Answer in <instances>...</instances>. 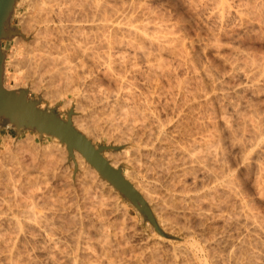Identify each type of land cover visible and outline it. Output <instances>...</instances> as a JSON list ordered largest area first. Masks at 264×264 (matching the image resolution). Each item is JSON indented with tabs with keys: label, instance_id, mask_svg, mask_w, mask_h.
I'll list each match as a JSON object with an SVG mask.
<instances>
[{
	"label": "rangeland",
	"instance_id": "1",
	"mask_svg": "<svg viewBox=\"0 0 264 264\" xmlns=\"http://www.w3.org/2000/svg\"><path fill=\"white\" fill-rule=\"evenodd\" d=\"M106 1V0H105ZM108 1V0H107ZM105 2L106 3V7H107V9H106V12H105V14H106V16L108 17H106L105 16V18L104 19H106L107 21H106V23L105 24H107V30H106V33H107V36H108V40L110 41V39H111V42L112 41H114V40H116V42H114V44H113V42H112V46L113 45H115V43H117V42H119L120 40H123V38L125 39V37H123L122 38V36L123 35H121V32H119V31H116L117 29H116V26L122 21V22H124V21H126L128 18H129V20H127V21H129V22H132V24L134 23V24H136L137 22L136 21H138V23H137V25H141L142 23H144V21H146L147 23L149 22V24L150 25H152V26H155L156 24L159 26V27H161V32H164V33H162V35H164V36H166L167 35V37L169 36L170 38H171V41H169V43H166V45L163 47L162 46V48H159V50L158 49H151V47L149 48V46L147 45V44H145V43H141L139 40H137L136 41V39H132V40H134L137 44H138V46H139V44L143 47V49H146L145 51L146 52H149V54L151 53L152 54V51H153V56L152 55H149L150 56V59L151 60H153L154 62H156V64L158 63V62H160L159 63V65H161V64H163L162 66H161V69L163 68V70L165 71V69H166V72H165V74L166 73H168V74H160V72L156 75V77H154V75H150L149 73H148V71H147V69H146V61L142 58H137V56H135V58H131V56L133 57V53L131 54V52L129 53V52H127L128 50H126L125 49V51H121L120 53H119V55L118 56H116V58H115V56H113L112 58H111V63L113 64H111V63H108L109 65H108V67L111 69L113 66H115L116 67V69H114L115 67H113L111 70L113 71V72H115L114 70H118L117 72H115V75H114V73H112V71L109 69V70H106L107 68H103V66H99L98 64V66H97V69H95L96 68V62L94 61V60H92L93 62L91 63V60H89L90 59V57H88L87 58V56L85 55V54H79L78 56L76 55V57L74 58V59H77V57H79L76 61L78 62V64H77V62L75 61V60H73L74 61V63H73V61H72V64H76L77 66H76V68H77V71H78V74L79 75H81V79H82V81H83V83L84 84H86V87H85V85H84V89H82L81 88V90H84L85 92H83L82 94H85V93H87V94H85V95H90V97L88 98V96L87 97H85V98H83V96L81 97L80 96V98L79 97H77V98H75V95L73 96L71 93H69L68 91L65 93V92H63V94L65 95V94H68V97H70V103H65L66 102V100H67V102H68V97L66 98V97H63L62 95L63 94H61V92H56V93H53V92H55V91H53L52 93H49V91L51 90V89H46V88H43L44 86H43V83L42 84H38L36 81H38V79L35 77V76H29V78L28 77H25V78H22V79H20V77H16V78H14V79H10V78H8V79H6V77L7 76H5L6 74H5V63H7V60L9 59V61L8 62H11L10 60H13L12 59V53H14L13 52V45L10 43V42H8L7 43V40L6 39H2L1 40V48H2V50L4 51V53H5V58H4V60L6 61H4V69H3V76H4V81H3V83H5L4 84V88H7V89H10V90H18V89H25V90H27V98L28 99H31V100H36V101H38V104H37V106L39 107V108H41V109H44V110H47V111H50V110H54L55 112H56V114L58 115V117L61 119V120H63V121H66L67 120V113H68V110H72V114H74V116L72 115V117H75V115H78V116H76V117H79L80 115L82 116L83 114H85V112L86 113H88L89 114V116L91 115V114H93V113H95V114H93V116L95 115V117H97V118H99L97 121H98V125H99V127H97V128H101L100 130H102V131H100L99 132V129H97V131L95 132V133H93L94 132V130L92 131L91 130V132H90V134L92 135V133H93V135L92 136H94L95 138H93L91 135H89V137H90V139L89 140H91V142L93 143V145L94 146H111V147H117L118 149H108V150H106V151H103V153H102V156L103 155H105L106 153H120V152H122L123 150H125V149H128V148H130L132 145H131V143L129 142V141H126V140H124L123 139V141H125V142H127V143H130V146L128 145V146H126V148L124 147V142H122L121 143V141H120V143L118 142V141H116L115 143L114 142H112V140L114 139L113 138V132L111 131V130H109V129H107L108 131H111V132H108V133H110L109 135H108V133H105V134H107V136L104 134V133H102L104 130L106 131V128H108V126H107V123H104L107 127H105V126H103L102 127V123L104 122L103 120V118H106L107 119V115H108V113L110 114V111H108V109L110 108L111 109V107H109V108H107V111H106V109H105V107H107V105H105V107L103 106L105 103L104 102H102L101 103V99H103L104 98V95L103 94H105L106 92V94H110V91H111V94H113V95H115V94H117V93H119V92H117V91H119V87H120V81H123L124 80V78L126 77L127 79L126 80H124L123 82L126 84L127 82H129L130 83V87H132V91L134 90L135 92H136V94H135V92H134V94L135 95H137V93H138V95H140V97H139V102H141V101H143V99L142 98H145V99H147V98H149L150 96H153L154 95V97L153 98H150V101H148V102H150V104L152 105H150L149 104V106L152 108V107H155V106H157L156 108H152V110H154V111H151V114H152V116L154 115V120L157 122L159 119V121L161 122V121H163L164 119V121L163 122H161V123H163V125L164 126H161V129H163L162 131L163 132H165L166 133V136H167V134H168V140L169 139H171L170 140V144H172L171 145V147L172 146H176L177 144L176 143H182V142H184V141H186L189 137L187 136V133L189 134V136L191 137V135L193 136V137H195V138H198V137H200L199 135H206L207 133H210V132H212V134L213 135H215L216 137H218V138H221V139H219V142L221 141L222 143H224V144H222L221 145V142L219 143L220 144V148L222 149V148H224V150L222 149V151H223V153L225 152V151H227V150H229V151H227V152H225L224 153V156H226L225 158L227 159L226 161H228V162H226V163H228L227 165L228 166H231V167H229L230 168V171L228 172V178H231V177H233V178H231V179H233L232 181H233V184H234V181H235V184L237 185H233V188L236 190V191H234V189H232V191H234L235 192V194H233L232 192H230V196L229 195H227L226 196V201H225V199H224V202L225 203H223L222 204V206H221V208L219 209V210H217V211H214L215 209H214V207H212L213 206V204H211L212 206H211V208H213V209H210V206H209V202H208V200H206V199H204V200H202V198L203 197H201V201L199 200L198 202H200L201 204H202V206H201V204L200 203H198V202H193V201H195V200H193L195 197L194 196H197L198 194H200V193H202L203 192V190L200 188V185H201V182L202 183H204L203 182V179H204V181H205V177H202L201 175H198L199 177H198V179H196V183H197V186H196V183L195 182H193L189 177H188V175H187V177H186V188H187V190L189 189V191H188V193L186 192V194H188V195H186L185 193H180V192H178V193H176V192H173V191H171L170 192V196L172 195V198H174L175 199V201H174V199H172V198H170V196L168 195V194H166V191L164 192V191H162L161 192V194H164L165 196H162V200H165V201H161L162 202V204H161V202L160 203H158L157 205H155L154 207H152L153 205H151L147 200H145V198L143 197V196H141L142 194H140V192L138 193L139 194V196L142 198V200L144 201V202H146V204L148 205V207H149V209H150V211H151V215L153 216V218L155 217V223H157V226H158V228H159V230H160V232H161V234L160 233H158L155 229H154V227L152 226V224L148 221V220H146L145 219V217L129 202V201H127L126 199H124L123 198V196L120 194V192H118L116 189H115V185H113V184H109V183H111V182H108V181H106L105 179H103L101 176H100V174L98 173V171H96V169H94V167H93V169L97 172V175H98V178L101 180V181H104L105 182V184H106V186H110V187H112V191L113 192H116V193H118L117 194V196H118V198H119V205L120 206H118V209L120 210V208H121V210L119 211L118 209L116 210V208H114L115 210L113 211V209L110 207V206H112L113 204V202H114V195H113V199H111V196L112 195H110V197H108V194L107 193H105L103 190L101 191V189L99 190V188L98 189H94L93 187H95L94 185H92L91 184V179L89 180L85 175H84V173L83 172H81V171H83V170H80L81 168H76V167H74V166H71V165H69V164H67V159H69L70 157L66 154L65 155V160L61 163V165L59 166V167H55V168H59V169H50L49 168V164H46V160H48V162L47 163H49V160L51 159L52 160V158L53 159H56V156H57V154H58V152L56 151L57 149L59 150L60 148L59 147H62V145L64 144L65 146H66V144L65 143H61L56 137H52V136H50V135H46V134H42V135H39L37 132L35 133V131H32V130H23L22 132H20V133H18V132H16L14 129H12V128H10V127H7V128H0V211H1V216H0V235H1V239H0V264H22L23 262L25 263V264H64V263H66V264H72L73 263V261L72 260H74V258L73 257H75V256H77V257H75V259L77 260L78 259V257L81 259L82 257L84 258H82L81 260L80 259H78L77 260V262L74 260V263L73 264H96V263H100V264H103V263H106V264H113L114 262H116L115 264H131L132 263V260H133V263L132 264H140V261H142L141 262V264H157L158 262V264H264V183L262 184V182L260 181L261 179L260 178H262L261 177V175L259 174V165H263V163H264V160L262 159V158H257V155L255 154V149L256 148H253V147H256V146H253V147H250V146H247L248 148H246V146H244L243 147V145L242 144H239V142H238V144H236V143H234V142H232V137H230V130H227V127H229V124L230 123H232L233 122V120L232 119H234V118H232L233 116H232V113H231V111L229 110L230 108L228 107L229 106V104H230V102L231 103H235L236 101L238 102V100H237V97L235 98V94H234V89L232 90V87H233V85L234 84H236V83H238V81H237V78L235 79V77L233 78V76H231L232 75V71L230 70V69H232L231 68V65H229L230 63H229V61H228V59L229 58H234V57H236V55L235 56H233V57H231L232 56V54H235V53H241L242 55H246V56H249V57H256V55H257V57H263L264 56V16L263 15H261V14H264V13H262V11L260 12V15H257V17L259 16V18H257L256 17V19H259L257 22L259 23V25L258 26H255V27H253V29L252 28H248V27H246L243 23L241 24V22L239 21V20H236V19H234V20H230L229 22H227V23H222V24H219L218 22L217 23H215L216 21H213L214 22V24H213V22H211L210 23V19H207L206 20V14L204 15V10L202 9L203 7L202 6H200L201 4H200V2L197 0V2L195 1V0H193V1H195V2H193L192 4H191V0H109L108 2ZM229 3H233V5H234V3L236 4V0H227ZM117 2V3H116ZM134 2V3H133ZM109 3V4H108ZM116 3V4H115ZM136 3V4H135ZM198 3V4H197ZM108 4V5H107ZM126 4V5H125ZM194 4V5H193ZM197 4V5H196ZM114 5V6H113ZM125 5V6H124ZM120 6V7H119ZM124 6V7H123ZM139 6V7H138ZM192 6V7H191ZM196 6V7H195ZM113 7V8H112ZM119 7V8H118ZM201 7V8H200ZM115 8H116V10H115ZM124 9V10H122V9ZM144 8H146V9H144ZM195 8V9H194ZM200 8V9H199ZM139 9V10H138ZM194 9V10H193ZM196 9H198V10H196ZM111 10V11H110ZM118 10V11H117ZM129 10V11H128ZM148 10V11H147ZM202 10H203V12H202ZM264 10V9H263ZM107 11H109V12H107ZM122 11V12H121ZM136 11H137V13H136ZM143 11V12H142ZM201 11V12H200ZM142 12V13H141ZM264 12V11H263ZM109 13V14H108ZM110 13H111V16H110ZM126 14L125 16H126V18H125V16L124 15H122V14ZM135 13V14H134ZM148 13V14H147ZM104 14V13H103ZM143 16H142V15ZM109 15V16H108ZM128 15V16H127ZM129 15H131V16H129ZM134 15V16H133ZM146 15V16H145ZM149 15V16H148ZM104 16V15H103ZM116 16V17H115ZM138 16V17H137ZM153 16V17H152ZM204 16V17H203ZM96 16H94L92 19H94ZM120 17H121V19H120ZM147 17V18H146ZM261 17V18H260ZM116 18V19H115ZM98 19V17L96 18V19H94L95 21ZM124 19V20H123ZM132 19H133V21H132ZM148 19V20H147ZM154 19V20H153ZM119 20H121V21H119ZM136 20V21H135ZM236 20V21H235ZM95 21H94V24H100L101 23V21L99 22L98 21V23H97V21H96V23H95ZM114 21V22H113ZM142 21V22H141ZM157 21V22H156ZM117 22H119L118 24H116ZM145 22V23H146ZM152 22V23H151ZM156 22V23H155ZM233 22V23H232ZM236 22V23H235ZM153 23H154V25H153ZM207 23V24H206ZM231 23V24H230ZM235 23V24H234ZM239 23V24H238ZM114 24H115V26H114ZM160 24V25H159ZM215 24H217L216 26H215ZM218 24H219V26H218ZM224 24V26H223V28H222V25ZM233 24V25H232ZM262 24V25H261ZM10 25V26H9ZM8 25V22H6L5 21V28L8 30V32H10L11 30L9 29L10 27H11V24H9ZM156 25V26H157ZM113 26V27H112ZM210 26V27H209ZM234 26V27H233ZM241 26V27H240ZM162 27H163V29H162ZM230 27L232 28V29H230ZM261 27V28H260ZM165 28H166V30H165ZM209 28H211V29H209ZM213 28V29H212ZM220 28V29H219ZM260 28V29H259ZM263 28V29H262ZM115 29V30H114ZM209 29V30H208ZM215 29V30H214ZM95 30V31H94ZM113 30V31H112ZM162 30H164V31H162ZM219 30V32H217ZM221 30V31H220ZM226 30V31H225ZM246 30V31H245ZM252 30V31H251ZM255 30H257L256 32H255ZM93 31H94V33H91V36H92V34H93V36L92 37H94L95 36V39L94 38H92L91 37V39H94L95 41H93L92 43V45L93 46H95V50H96V52L97 53H102V51L104 50V48H105V50L107 51V49H106V46H105V43H106V38L105 39H103V36H101L102 35V31L100 30V29H93ZM98 31V32H97ZM102 33H101V32ZM118 33L117 35H116V32ZM165 31H167L166 33L167 34H165ZM225 32V33H223V32ZM92 32V31H91ZM97 34H96V33ZM112 33V36H110L111 35V33ZM114 32V33H113ZM99 33V34H98ZM101 33V34H100ZM119 33H120V35H119ZM169 33V34H168ZM213 33V34H212ZM116 35V37H114L115 35ZM212 34V35H211ZM222 34V35H221ZM226 34V35H225ZM229 34V35H228ZM233 36H232V35ZM96 35H98V36H96ZM216 35V36H215ZM228 35V36H227ZM101 36V37H100ZM117 36H119V38H117ZM232 36V37H231ZM238 36V37H237ZM109 37H110V39H109ZM173 37V38H172ZM214 37V38H213ZM216 37H218V38H216ZM219 37L221 38L220 40H219ZM225 39H224V38ZM96 38H97V42H98V44H99V46L101 45V48L98 46V44H97V42H96ZM100 38V39H99ZM113 38V39H112ZM121 38V39H120ZM105 40V41H103V40ZM120 39V40H119ZM174 39V40H173ZM216 39V40H215ZM102 40V41H101ZM219 40V41H218ZM133 41V42H134ZM174 41V42H173ZM217 41H218V43H217ZM232 41V42H231ZM105 42V43H104ZM139 42V43H138ZM171 42V43H170ZM173 42V43H172ZM94 43H96V44H94ZM102 43V44H101ZM135 43V44H136ZM179 43V44H178ZM213 43H215V44H213ZM222 43V44H221ZM142 44H144L145 45V47L142 45ZM174 44V45H173ZM217 44V45H216ZM173 45V46H172ZM96 46H98V48L96 47ZM105 46V47H104ZM181 46V47H180ZM214 46H216V47H214ZM235 46V47H234ZM104 47V48H103ZM140 47V46H139ZM142 47H140V48H142ZM166 47H168V48H166ZM175 47H178V48H175ZM97 48V49H96ZM102 50H100V49ZM148 48L149 49H151L152 51L150 52V51H148ZM165 48V49H164ZM221 48H223V49H221ZM160 49L162 50V49H164V50H162V52L160 51ZM174 51H173V50ZM176 49H177V51H176ZM238 49V50H237ZM105 50L103 51V53H105ZM167 50V51H166ZM217 50V51H216ZM232 50V51H231ZM158 53H157V52ZM169 51H171V53L172 52H174V54L172 53H170ZM176 51V52H175ZM180 51V52H179ZM241 51V52H240ZM243 51V52H242ZM155 52V53H154ZM164 52H165V54H164ZM219 52H220V54H219ZM233 52V53H232ZM100 53H99V55H100ZM121 53H122V55H121ZM126 53H129V55L128 54H126ZM157 53V54H156ZM160 53V54H159ZM162 53V54H161ZM177 53V54H176ZM181 53V54H180ZM224 53V54H223ZM229 53V54H228ZM245 53V54H244ZM107 53H105V55H106ZM124 54V55H123ZM159 54V55H158ZM250 54V55H249ZM252 54H255L254 56L252 55ZM259 54V55H258ZM82 55V56H81ZM102 55V54H101ZM104 55V54H103ZM102 55V56H103ZM126 55H128L127 57H130V58H127L126 57ZM155 55H157V57H155ZM162 57H161V56ZM164 55V56H163ZM174 55V56H173ZM179 57H178V56ZM183 55H185V56H183ZM225 55V56H224ZM260 55H262V56H260ZM8 56V57H7ZM121 56V57H120ZM160 56V57H159ZM219 56V57H218ZM223 56V57H222ZM229 56V57H228ZM10 57V58H9ZM82 57V58H81ZM87 59H86V58ZM123 57H126L125 59L123 58ZM156 59V58H160V59H156V60H154V58ZM166 57H168V58H166ZM173 57V58H172ZM175 57V58H174ZM254 57V58H255ZM256 57V58H257ZM20 58H22L21 56H19L18 57V59L19 60H21ZM113 58L115 59V61L113 62ZM118 58V59H117ZM121 58V59H120ZM165 58V59H164ZM179 58V59H178ZM182 58V59H181ZM227 58V59H226ZM81 61H80V60ZM86 61H85V60ZM123 59V60H122ZM127 59V60H126ZM128 59H130L129 61H128ZM133 59V60H132ZM84 60V61H83ZM88 60V61H87ZM119 60H121V61H119ZM125 60V61H124ZM134 61V62H136L137 60H138V62H136V63H131L132 61ZM151 60H150V62H151ZM158 60V61H157ZM160 60V61H159ZM166 60H167V62H166ZM179 60V61H178ZM223 60V61H222ZM228 61V63H227V61ZM142 62V64H141V62ZM153 61L151 62V63H153ZM178 61V62H177ZM82 62H86L85 64L84 63H82ZM110 62V61H109ZM118 62H120V64L118 63ZM130 62V63H129ZM170 62V63H169ZM182 62V63H181ZM79 63H81L82 64V66H80L79 65ZM94 63V64H93ZM116 63H118L119 64V66H118V64H116ZM121 63L123 64L124 63V65H122V66H120L121 65ZM127 63V64H126ZM128 63H129V65H130V69H129V65H128ZM225 63V64H224ZM84 64V65H83ZM89 65V64H91L92 65V67H90L91 65H89V66H87V65ZM116 64V65H115ZM126 64V65H125ZM131 64H132V68L134 67V68H136L137 66H140V67H137L135 70H137L138 69V72H136V73H132V72H130V70L132 71L133 69H131ZM133 64H136V66L135 65H133ZM153 64H155V63H153ZM166 64V65H165ZM167 64H170L169 66H167ZM94 65H95V68H94ZM111 65H112V67H111ZM142 65H143V67H142ZM179 65V66H178ZM183 65V66H182ZM188 65V66H187ZM229 65V66H228ZM80 66V67H79ZM85 66V67H84ZM105 66V65H104ZM118 66V67H117ZM128 66V69H126L125 67H127ZM165 66H167V67H165ZM106 67V66H105ZM165 67V68H164ZM174 67V68H173ZM88 68H90V69H88ZM99 68H101L100 69V71H103V72H98L99 71ZM119 68H121V69H119ZM123 68H125V70H127V71H129V72H127V71H125ZM140 68V69H139ZM143 68V69H142ZM177 68V69H176ZM189 68V69H188ZM230 68V69H229ZM22 70H25V68H21ZM93 69V70H92ZM167 69H169L168 71H167ZM12 70H14L13 69V66H12V69H11V73H14ZM82 70V71H81ZM88 70V71H87ZM96 70H98V71H96ZM104 70H106L107 72L108 71H110V72H108V74L106 73V71H105V74H104ZM124 71V72H121V71ZM142 72H141V71ZM172 70H173V72H172ZM85 71V72H84ZM87 71V72H86ZM90 71H91V73H90ZM93 71H94V73H93ZM96 71V72H95ZM143 71H145L144 72V75H142L143 74ZM229 71H231V72H229ZM241 71V70H240ZM82 72H84L85 73V75L82 73ZM121 72V73H120ZM127 72V73H126ZM147 72V73H146ZM88 73H90V74H88ZM116 73H118L117 75H119L120 77H121V75L123 74V76H124V78H123V80H121V78H119V76H117L118 77V79H120V81L118 82V80H117V77H116ZM142 75V77H140L141 75ZM171 73V74H170ZM183 73H185V74H183ZM15 74H17V73H15ZM96 75V76H94V75ZM134 74V75H133ZM139 74V75H138ZM170 74V75H169ZM173 74V75H172ZM178 74V75H177ZM98 75V76H97ZM106 75H107V77H106ZM111 75V76H110ZM126 75V76H125ZM128 75H129V77H128ZM90 78H89V77ZM94 76V77H93ZM113 76H115V77H113ZM122 76V77H123ZM131 76V77H130ZM145 76V77H144ZM146 76H147V78H146ZM148 76H152V77H149L148 78ZM161 76V77H160ZM168 76V77H167ZM32 77H33V80H32ZM34 77L36 78V79H34ZM93 77V78H92ZM96 77V78H95ZM98 77V78H97ZM104 77V78H103ZM112 77H113V79H112ZM133 77V78H132ZM135 77V78H134ZM219 77V78H218ZM222 77V78H221ZM232 77V78H231ZM27 78V79H26ZM92 78V79H91ZM100 78V79H99ZM103 78V79H102ZM111 78V79H110ZM116 78V80H114ZM134 80V82H133V80ZM137 78H139V79H137ZM151 78V79H150ZM158 78H159V80H158ZM160 78H162V79H160ZM166 80V82H164L165 80ZM167 78H170V79H168V81H170V82H168L167 81ZM181 78V79H180ZM183 78H186V79H183ZM25 79V80H24ZM90 79V80H89ZM96 79V80H95ZM99 79V80H98ZM111 80V81H109V80ZM142 79V80H141ZM143 79H145V80H143ZM153 79H154V83H153ZM189 79V80H188ZM230 79V80H229ZM14 80V81H13ZM30 82H29V81ZM36 80V81H35ZM130 80V81H129ZM132 80V81H131ZM138 80V82H136V84H134L135 83V81H137ZM150 80H152V82L150 81ZM162 80V81H161ZM173 80V81H172ZM185 80V81H184ZM220 80H221V82H220ZM226 80V82L224 83V81ZM35 82V83H33V84H31L32 82ZM90 81V82H89ZM96 81V82H95ZM97 81H99V82H97ZM105 81V82H104ZM149 81H150V83H149ZM159 81L160 82H162L161 84L159 83ZM188 81H189V83H188ZM8 82V83H7ZM93 82V83H92ZM112 82V83H111ZM122 82V83H123ZM131 82L134 84H131ZM142 82V83H141ZM144 82V83H143ZM157 84H156V83ZM173 82H174V84H173ZM179 82V83H178ZM182 82V83H181ZM194 82V83H193ZM223 82V83H222ZM232 82H234V84H232ZM30 83V84H29ZM89 83V84H88ZM95 83V84H94ZM97 83H98V85H97ZM102 83V84H101ZM115 83V84H114ZM129 83H127L126 85H128L129 86ZM152 83V84H151ZM159 83V84H158ZM170 83V86L168 85ZM23 84H25V85H23ZM138 84H139V86H138ZM141 84V85H140ZM172 84H173V86H172ZM177 84H178V86L181 84L183 87H185V88H183L184 90H183V92L181 93V92H178L180 89H178L179 87H177ZM217 84V85H216ZM222 84H224V85H222ZM6 85H7V87H6ZM10 85V86H9ZM33 85H36V86H38L39 87V89H36V88H34L33 87ZM40 85H42V86H40ZM82 85V86H83ZM92 85V86H91ZM96 85V86H95ZM100 85H102V86H100ZM104 85V86H103ZM117 85V86H116ZM137 85V86H136ZM143 85V86H142ZM154 85H156V86H154ZM161 85V86H160ZM173 90H171V89H169V87ZM180 85V86H181ZM189 85V86H188ZM228 85V86H227ZM230 85H232V87L230 86ZM81 86V87H82ZM89 86H91V87H89ZM100 87V89H98V88H96V87ZM113 86H114V88H113ZM135 86V87H134ZM152 86V87H151ZM154 86V87H153ZM158 86H159V88H158ZM221 86V87H220ZM222 86H227V87H223L222 88ZM34 89H33V88ZM88 87V88H87ZM102 87V88H101ZM110 87V88H109ZM116 87H117V89H116ZM148 87V88H147ZM164 87H166V88H164ZM174 87V88H173ZM217 87V88H216ZM230 87V88H229ZM31 88V89H30ZM90 88V89H89ZM92 88H93V90H92ZM105 88V89H104ZM108 88V89H107ZM119 88V89H118ZM135 88H137L138 90H136ZM142 88V89H141ZM145 88H147V89H145ZM153 90H152V89ZM160 88H162V89H160ZM186 88H187V91H188V93H186L187 91H186ZM229 89V91L228 90H226V89ZM86 89V90H85ZM102 89H104V90H102ZM112 89V90H111ZM117 91H116V90ZM151 90V92H150V90ZM155 89V90H154ZM162 91L163 89V92L161 93L160 91ZM198 89V90H197ZM200 89V90H199ZM212 89V90H211ZM214 89V90H213ZM216 89V90H215ZM38 90V91H37ZM87 90H89V91H87ZM99 90V91H98ZM106 90V92H104ZM115 90V92H112V91H114ZM147 90L149 91V92H147ZM158 92H157V91ZM203 90H205V91H203ZM44 91V92H43ZM93 91V92H92ZM95 91H97V92H95ZM101 91V92H100ZM103 91V92H102ZM140 91H142V92H140ZM144 91V92H143ZM184 91H186V92H184ZM189 91H191V92H189ZM51 92V91H50ZM94 92L96 93L95 95H94ZM139 92H140V94H139ZM146 92V93H145ZM155 92H157V93H159V94H157V95H155ZM206 92H208V93H206ZM47 93L48 94H51V95H47ZM90 93V94H89ZM101 93V94H100ZM173 93L175 94V95H173ZM176 93L178 94L177 96H176ZM179 93H181V95L182 96H180L179 95ZM185 93V94H184ZM191 93V94H190ZM55 94H56V96L58 97V94H59V97H58V99H57V97L55 96ZM98 94V95H97ZM105 94V95H106ZM145 95V97H144V95ZM170 94L172 95V96H170ZM195 94V95H194ZM217 94V95H216ZM218 94H219V96H218ZM229 94V95H228ZM43 95V96H42ZM100 95V96H99ZM168 95V96H167ZM189 98H187L186 96ZM192 95H193V97L195 96V98H193L192 97ZM206 95V96H205ZM224 95V96H223ZM233 95H234V97H233ZM46 96H48V98L46 97ZM92 96V97H91ZM101 97V96H103L102 98H100L99 99V97ZM164 96H165V98H166V100H165V98H164ZM167 96V97H166ZM209 96V97H208ZM226 96V97H225ZM229 96L231 97V98H229ZM54 97V98H53ZM137 97V96H136ZM170 97V98H169ZM181 97H182V99H181ZM183 97H184V100H183ZM222 97H225V98H222ZM88 98V99H87ZM159 98V99H158ZM163 98H164V100H163ZM168 98V99H167ZM171 98L173 99V100H171ZM200 98V99H199ZM235 98L236 100H233V99ZM38 99V100H37ZM91 99V100H90ZM96 101H95V100ZM169 99H170V101H169ZM185 99H187L188 100V102H192V104H190V103H188L187 102V100H185ZM203 99V100H202ZM251 101H250V100ZM257 99H259L260 100V102H259V100H257ZM262 97L260 96V98L259 97H250V98H248L247 100L251 103L250 105L252 106L253 104H252V102H254L255 104H256V106L257 107H254V108H258V110H264V99H262ZM76 100H78L77 102H76ZM85 100V101H84ZM98 100H101L100 102L98 101ZM147 100H149V99H147ZM156 100V101H155ZM168 100V101H167ZM175 100V101H174ZM195 100H197V101H195ZM218 100V101H217ZM231 100H233V101H235V102H232ZM72 101V102H71ZM83 101V102H82ZM90 101V102H89ZM167 101V105H169V106H167L166 104H165V102ZM174 101V102H173ZM187 103H186V102ZM203 101V102H202ZM206 101V102H205ZM221 101V102H220ZM225 101V102H224ZM258 101V102H257ZM263 101V102H262ZM89 102V103H88ZM95 102V103H94ZM96 102H98V103H96ZM154 102V103H153ZM170 102V103H169ZM176 102H178V103H176ZM184 104H183V103ZM202 102V103H201ZM213 104H212V103ZM229 102V103H228ZM249 102H247V103H249ZM51 103V104H50ZM65 103V104H64ZM74 103H76L75 105H81V108H83V109H85V108H87V110H85V112H84V110L82 109V111H78V112H76L77 110H75L73 107H75L74 106ZM84 103V104H83ZM94 103V104H93ZM156 103V104H155ZM163 103V104H162ZM186 103V104H185ZM199 103H201V104H199ZM209 103V104H208ZM211 103V104H210ZM246 103V104H247ZM258 103V104H257ZM261 105H260V104ZM72 104V105H71ZM82 104H83V106H85V107H83L82 106ZM87 104V105H86ZM89 104V105H88ZM161 104V105H160ZM174 106H172V105ZM182 104V105H181ZM189 104H190V107H188L189 106ZM195 104H197V105H195ZM199 104V105H198ZM216 104V105H215ZM224 104V106H221V105H223ZM225 104H226V106H225ZM228 104V105H227ZM243 104V103H242ZM255 104L253 105V106H255ZM79 105V106H80ZM91 105V106H90ZM96 105V106H95ZM103 106L102 108H101V106ZM155 105V106H154ZM162 106V107H160V106ZM166 105V106H165ZM170 105L172 106V107H170ZM176 105V106H175ZM186 106V107H184V106ZM188 105V106H187ZM195 105V106H194ZM203 106V107H200V106ZM204 105H206V106H204ZM208 105V106H207ZM244 105H245V103H244ZM90 106V107H89ZM182 106V107H181ZM193 108H192V107ZM213 106V107H212ZM220 106V107H219ZM252 106V107H253ZM260 106V107H259ZM103 110V108L105 109V110H103L104 111V113L103 114H101V112H103L100 108ZM165 107V108H164ZM178 109H177V108ZM198 107V108H197ZM209 107V108H208ZM221 107H222V109H221ZM226 107V108H225ZM263 107V108H262ZM81 108H79L80 110H81ZM90 108V109H89ZM150 108V109H151ZM158 108V109H157ZM170 108V109H169ZM174 108V109H173ZM175 108L179 111H177L178 113H179V116H177L178 114H176L177 112L176 111H174L175 110ZM181 108V109H180ZM190 108H192V110H190ZM196 108V109H195ZM199 108H202V109H199ZM261 108V109H260ZM73 109H74V111H73ZM78 109V110H79ZM109 109V110H110ZM163 109V110H162ZM183 109V110H182ZM193 109H195V111H193ZM208 109V110H207ZM212 109V110H211ZM227 109V110H226ZM95 112H94V111ZM98 112H97V111ZM160 111V112H156V111ZM173 110V111H172ZM188 110V111H187ZM199 110H200V112H199ZM216 110H217V112H216ZM224 110V111H223ZM226 110V111H225ZM89 111H92L91 112V114L89 113ZM101 111V112H100ZM150 111V110H149ZM163 111V112H162ZM185 111V112H184ZM205 111V112H204ZM209 111V112H208ZM74 112V113H73ZM97 112V113H96ZM105 112H108V113H105ZM155 112H156V114H155ZM184 113V114H182V113ZM214 112V113H213ZM221 112H223V113H221ZM230 112V113H229ZM81 113V114H80ZM98 113H100V114H98ZM193 113V114H192ZM206 113V114H205ZM220 113V114H219ZM229 113V114H228ZM96 114L97 115H99V116H96ZM104 114H106V115H104ZM192 114V115H191ZM198 114V115H197ZM227 116H226V115ZM103 115H104V117H103ZM115 115V114H114ZM155 115H157V117L155 116ZM189 115H190V117H189ZM199 115H201V116H199ZM220 115H222V117H224V115H225V117H226V120H227V118L229 117V115H231L230 117L232 118V119H229V121H231L230 123L228 122V126L225 124V122H226V120H224L225 119V117L223 118V120L221 119V116ZM251 116L253 115V114H250ZM92 116V115H91ZM101 116L103 117V118H101ZM117 116V115H116ZM115 116V117H116ZM168 116H169V119H168ZM182 116V117H181ZM197 116V117H196ZM209 116V117H208ZM216 116V117H215ZM250 116V117H251ZM95 117H93L94 119H95ZM114 117V119H117V117L115 118ZM160 117V118H159ZM180 117V118H179ZM197 119H196V118ZM203 117H204V119H203ZM208 117V118H207ZM211 117V118H210ZM212 117H213V119H215V121L212 119ZM229 117V118H230ZM254 117V118H253ZM252 118H253V120L254 119H256L255 117V115L253 116ZM100 118L101 119H103V120H101V122H100V124H99V120H100ZM163 118V119H162ZM185 118H187V120L185 119ZM251 118V119H252ZM105 119V121H107ZM162 119V120H161ZM199 119V120H198ZM205 119H207V120H205ZM214 122H212L211 120ZM177 122H176V121ZM196 120V122H198L197 124L194 122ZM103 121V122H102ZM118 121V120H117ZM158 121V122H159ZM185 121H187V122H189V123H187V122H185ZM202 121H204V122H201ZM210 121H211V124H210ZM222 121H224V122H222ZM228 121V120H227ZM156 123V124H158V125H162L160 122V124L159 123ZM168 122V123H167ZM171 122V123H170ZM175 122L176 123H178L179 125H180V123H182L180 126L179 125H176V126H178V127H176L175 126ZM192 122V123H191ZM209 122V123H208ZM215 122H216V124H215ZM194 123V124H193ZM204 123H206V124H204ZM218 123V124H217ZM226 125H224V124ZM103 124V125H104ZM168 124V125H167ZM170 124V125H169ZM218 126V128H215L216 126ZM101 125V126H100ZM185 125H187L188 127L190 126L191 127V131H189L190 129V127L189 128H187V126H185ZM204 125V126H203ZM209 125H210V127H212V131H210L211 129H210V127H209ZM211 125H214V126H211ZM74 126V125H73ZM175 126V127H174ZM194 126V127H193ZM200 126H201V128H200ZM206 126V127H205ZM208 126V127H207ZM164 127V128H163ZM166 127V128H165ZM173 127V128H172ZM180 127V128H179ZM195 127H199L198 129L197 128H195ZM172 128V129H171ZM176 128H178V129H176ZM182 128V129H181ZM186 128V129H185ZM206 128V132L207 133H205L204 132V129ZM223 128V129H222ZM104 129V130H103ZM174 129H175V131H174ZM192 129L195 131H193L194 133H191L192 132ZM202 129V130H201ZM209 129V130H208ZM216 129V130H215ZM219 131H218V130ZM228 129H230V128H228ZM96 130V129H95ZM169 130H170V132H169ZM171 130H173V132L171 131ZM177 130V131H176ZM180 130V131H179ZM197 130V131H196ZM198 130H201V132L200 131H198ZM213 130H214V132H213ZM181 131H182V133H181ZM189 131V132H188ZM210 131V132H209ZM223 131V132H222ZM226 131H228V132H226ZM107 132V131H106ZM172 132V134H170ZM175 132H176V134H175ZM178 132V133H177ZM196 132L198 133V134H196ZM96 133H98V134H96ZM99 133H101V134H99ZM175 134V136L176 137H178L177 139H179V141L176 139V137L174 138V134ZM227 133H228V136H229V138H227L228 136H227ZM89 134V133H88ZM104 134V135H103ZM114 134H115V132H114ZM177 134H179V135H177ZM196 134V135H195ZM217 134V135H216ZM220 134H221V136H220ZM230 134V135H229ZM171 135V136H170ZM173 135V136H172ZM98 136V137H97ZM186 136H187V138H186ZM197 136V137H196ZM106 137H109V138H106ZM170 137V138H169ZM193 137H191V138H193ZM94 139V142L92 141V139ZM98 140H97V139ZM183 138V139H182ZM190 138V139H191ZM223 138H225V140L223 139ZM231 138V139H230ZM173 139H176V140H173ZM227 139V140H226ZM229 139V140H228ZM107 140H108V142H107ZM184 140V141H183ZM32 141V142H31ZM115 141V140H114ZM175 143H174V142ZM182 141V142H181ZM3 142V143H2ZM118 142V143H117ZM227 142H229V143H227ZM17 143V144H16ZM30 143H32V144H30ZM54 143V144H53ZM113 143V144H112ZM174 143V144H173ZM225 143H227L226 145H225ZM234 143V144H233ZM10 144V145H9ZM19 144V145H18ZM34 144V145H33ZM35 144H36V146H35ZM113 146H112V145ZM170 144H168V146H170ZM236 144V145H235ZM31 145L33 146V147H31ZM42 145V146H41ZM52 145H54V146H57L56 148L54 147V146H52ZM63 145V146H64ZM226 147V149H225V147ZM229 145H230V147H229ZM234 145V146H233ZM238 145V146H237ZM49 146V147H48ZM222 146V147H221ZM242 148H240V147ZM43 147V148H42ZM45 147H46V149H45ZM51 147H54L55 148V150H54V148H52L51 150L52 151H54V152H52L51 150V152L49 151V149L51 148ZM171 147H169L170 149H172ZM234 147V148H233ZM34 148V149H33ZM49 148V149H48ZM66 148H67V146H66ZM230 148H232V149H230ZM239 148V149H238ZM243 148H244V150H243ZM31 149H32V151H31ZM44 149V150H43ZM47 149H48V151H47ZM253 149H254V153H252L253 152ZM42 150H43V152H42ZM68 150V149H67ZM247 150V151H246ZM38 151V152H37ZM48 152H50V153H52V156H55V157H51L50 155H49V153ZM7 153V154H6ZM11 153V154H10ZM54 153H56V154H54ZM227 153V154H226ZM252 153V155H250ZM14 154V155H13ZM36 154V155H35ZM42 154H43V156H42ZM45 154V155H44ZM54 154V155H53ZM232 154V155H231ZM241 154V155H240ZM254 154V155H253ZM11 155V156H10ZM46 155H47V157H46ZM51 157H49V156ZM59 155V154H58ZM228 155V156H227ZM6 156V157H5ZM10 156V157H9ZM44 156H45V158H44ZM124 156V155H123ZM232 156V157H231ZM253 156V157H252ZM34 159H33V158ZM36 157V158H35ZM59 156H57V159H60V158H58ZM67 157V158H66ZM104 157V156H103ZM9 158V159H8ZM21 158V159H20ZM32 158V159H31ZM48 158V159H47ZM50 158V159H49ZM104 158H106V157H104ZM120 159V163L118 164V166L119 167H122L123 168V166L125 165V161H124V159H122L123 157L121 156V157H119ZM125 158V157H124ZM230 158H233V160L231 159V162H230ZM235 158V159H234ZM40 159V160H39ZM45 159V160H44ZM229 159V160H228ZM248 161V159H249V161L247 162L246 160ZM257 159V160H256ZM6 160V161H5ZM11 162H10V161ZM16 160V161H15ZM21 160V161H20ZM38 160V161H37ZM43 162H42V161ZM84 160H85V162L92 168V165H90L87 161H86V159L84 158ZM254 160V161H253ZM260 160V161H259ZM262 160V161H261ZM17 161H18V164H17ZM24 163H23V162ZM40 161V162H39ZM65 161H66V163H65ZM36 162V163H35ZM234 162H235V164H234ZM248 164H247V163ZM261 162V163H260ZM13 163V164H12ZM40 163H42L41 165H40ZM44 163H45V165H44ZM60 163V162H59ZM231 163V164H230ZM258 163V164H257ZM11 164V165H10ZM15 164V165H14ZM21 166H20V165ZM25 164V165H24ZM38 166H37V165ZM239 164V165H238ZM246 166H245V165ZM1 165H3V167L1 166ZM18 165V166H17ZM31 165H32V167H31ZM234 165V166H233ZM250 165V166H249ZM8 166V167H7ZM17 168H16V167ZM63 166H65V168L63 167ZM127 166V165H126ZM243 166V167H242ZM11 167V168H10ZM29 167H30V169H29ZM35 167V168H34ZM74 167V168H73ZM247 167V168H246ZM2 168V169H1ZM32 168V169H31ZM63 170H62V169ZM71 168H72V170H71ZM238 168V169H237ZM258 168V169H257ZM37 169V170H36ZM48 169H49V172H48ZM232 169V170H231ZM242 169V170H241ZM7 170V171H6ZM12 170V171H11ZM15 170V171H14ZM20 170V171H19ZM23 170V171H22ZM42 170V171H41ZM54 170H56V171H54ZM30 171V172H29ZM46 171H47V173H46ZM51 171V172H50ZM54 171V172H53ZM63 171V172H62ZM258 171V172H257ZM11 172V173H10ZM23 172V173H22ZM28 172V173H27ZM45 172V174H43ZM252 172V173H251ZM14 173V174H13ZM55 173V174H54ZM63 173V174H62ZM121 174H122V176L124 177V171L122 170L121 172H120ZM12 174V175H11ZM16 174V175H15ZM31 174V175H30ZM65 174H66V177H65ZM77 174V175H76ZM15 175V176H14ZM40 175H42V176H40ZM48 176L49 177V179H50V177H51V179L49 180H47V178L48 177H46V176ZM56 177H55V176ZM69 175V176H68ZM74 175V176H73ZM232 175H234V176H232ZM255 175V176H254ZM258 175V176H257ZM259 175H260V178H259ZM71 176V177H70ZM76 176V177H75ZM7 177V178H6ZM39 177V178H38ZM46 177V178H45ZM63 177H65L66 179L65 180H67V182L68 181H70L69 183H67L64 179H63ZM68 177V178H67ZM203 179H202V178ZM27 178V179H26ZM43 178V179H42ZM71 178V179H70ZM84 178V179H83ZM85 178H86V180H85ZM247 178V179H246ZM254 178V179H253ZM3 179V180H2ZM8 179V180H7ZM12 179V180H11ZM18 179V180H17ZM31 179V180H30ZM42 179V180H41ZM59 179H61V180H59ZM70 179V180H69ZM88 179V180H87ZM124 179H125V177H124ZM258 179H259V181H258ZM28 180V181H27ZM44 180V181H43ZM54 180H56V181H54ZM190 180V181H189ZM198 180V181H197ZM238 180V181H237ZM263 180V179H262ZM6 181V182H5ZM13 181V182H12ZM15 181V182H14ZM24 181V182H23ZM84 181V182H83ZM88 181H89V183H88ZM125 181H126V179H125ZM12 182V183H11ZM65 182V183H64ZM108 182V183H107ZM190 182V183H189ZM259 182V183H258ZM264 182V181H263ZM9 183V184H8ZM14 183V184H13ZM29 183V184H28ZM33 183H34V185H33ZM61 183H63V184H61ZM67 183V184H66ZM82 183H83V188H82ZM87 183V184H86ZM192 183H193V185H192ZM195 183V184H194ZM198 183H200V184H198ZM11 184V185H10ZM31 184V185H30ZM35 184H36V186H35ZM52 184V185H51ZM59 184H60V186H59ZM84 184H86L85 186H86V188H85V186H84ZM188 184H189V188H188ZM63 185V186H62ZM87 185H89V186H87ZM90 185H92V186H90ZM192 185V186H191ZM258 185H260V186H258ZM29 186V187H28ZM42 186V187H41ZM56 186V187H55ZM66 186V187H65ZM195 186H196V188H197V190H196V188H195ZM236 186V187H235ZM262 186V187H261ZM5 187V188H4ZM7 187H9V188H7ZM27 187H28V189H27ZM41 187V188H40ZM47 187V188H46ZM49 187V188H48ZM53 187V188H52ZM70 189H69V188ZM71 187H72V189H71ZM89 187H91L92 189H91V191H90V189H89ZM193 187H194V189H193ZM240 187H242V188H240ZM258 187V188H257ZM260 187H261V189H260ZM16 190H15V189ZM33 188V189H32ZM39 188V189H38ZM96 188V187H95ZM256 188V189H255ZM7 189V190H6ZM12 189V190H11ZM14 189V190H13ZM25 189L26 190H28V191H25ZM47 189H50L49 191L50 192H52V195H51V193L49 192V193H46L45 191H47L48 192V190ZM51 189H53V190H51ZM67 189V190H66ZM86 189H88V190H86ZM135 191H136V188H133ZM192 189V190H191ZM259 189V190H258ZM10 190H11V192H10ZM20 190H22L21 192H20ZM29 190H32V191H30V193H29ZM38 190V191H37ZM45 190V191H44ZM86 190V191H85ZM194 190H196V191H194ZM199 190H201L200 192H199ZM238 190V191H237ZM262 192H261V191ZM43 191V192H42ZM57 191H59V194L57 193ZM70 191V192H69ZM87 191H89L88 192V194H91V195H88V196H90V198L88 199V197L86 196V193H87ZM93 191V192H92ZM101 191V193L103 192V193H105V194H101V193H99ZM240 191V192H239ZM256 191H257V193H256ZM10 192V193H9ZM20 192V193H19ZM32 192H33V195H31L32 194ZM39 193L37 196H36V194L37 193ZM61 192V193H60ZM63 192L66 194L67 192V194L65 195V194H63ZM72 192H73V194H72ZM76 194H75V193ZM79 192V193H78ZM91 192V193H90ZM136 192H138V190L136 191ZM173 192V193H172ZM191 192H192V194H191ZM195 192V193H194ZM199 192V193H198ZM4 193V194H3ZM58 195H57V194ZM93 193H97V194H99V195H97L96 194V196L97 197H95L94 196V194ZM115 193V194H116ZM169 193V192H168ZM240 193V194H239ZM15 194V195H14ZM18 194V195H17ZM20 194V195H19ZM27 194H28V196H29V198H28V200L31 198V199H33L34 201H36L37 200V198L38 197H40V198H38V200H37V202L38 203H36L35 204V202H33V200H29V201H27ZM30 194V195H29ZM45 194V195H44ZM49 195V196H47V195ZM55 196H54V195ZM61 194V195H60ZM63 194V195H62ZM71 194V195H70ZM78 194V195H77ZM80 194V195H79ZM81 194H82V196H81ZM93 194V195H92ZM107 194V195H106ZM110 194V193H109ZM194 194V195H193ZM232 194L234 195V196H232ZM260 194V195H259ZM263 194V195H262ZM11 195V196H10ZM42 195V196H41ZM65 195V196H64ZM69 195V196H68ZM77 195V196H76ZM103 195H105V196H103ZM168 195V196H167ZM17 197V199H15L16 197ZM31 196V197H30ZM44 196V197H43ZM47 196V197H46ZM57 196H59V197H57ZM62 196V197H61ZM71 196H72V198H71ZM79 196V197H78ZM80 196L82 197V199L80 198ZM84 196H86V198L84 197ZM168 197V199H167V197ZM175 196V197H174ZM192 196V197H191ZM199 196V195H198ZM258 196H260V197H258ZM1 197H2V199H1ZM4 197V198H3ZM6 197V198H5ZM26 197V198H25ZM35 197H37V198H35ZM41 197H42V199H41ZM46 197V198H45ZM50 197H55L56 199H52L53 201H55V203H57V204H55L52 200H50ZM69 197V198H68ZM92 197H95V199L94 198H92ZM102 197H104L105 198V200H107V203H105L106 201H103L104 199L102 198ZM164 197V198H163ZM178 199H177V198ZM181 197H183V200H182V198ZM190 199H188V198ZM233 199H232V198ZM239 197V198H238ZM242 199H241V198ZM8 198V199H7ZM19 198V199H18ZM22 198V199H21ZM49 198V199H48ZM58 198V199H57ZM61 198H66L64 201H63V199H61ZM83 198H84V200H83ZM99 198H101V200L99 199ZM126 198V197H125ZM169 198L172 200V202L173 203H171V200H170V202H169ZM180 198H181V200L183 201H181L180 200ZM192 198V199H191ZM224 198V197H223ZM228 198V199H227ZM263 198V199H262ZM5 199H7V200H10V202L8 201H6ZM21 199V200H20ZM44 199H48V200H50V201H46V200H44ZM61 199V200H60ZM71 199H72V201H71ZM76 199V200H75ZM108 199H111V200H108ZM128 199V198H127ZM16 200H20V201H16ZM26 200V201H25ZM43 202H42V201ZM74 200V201H73ZM82 200L85 202V204H82L83 202H82ZM94 200H95V202H94ZM168 200V201H167ZM176 200L178 201V202H176ZM185 200V201H184ZM186 200H188L187 201V203H189V204H186ZM193 200V201H192ZM197 200V199H196ZM230 200V201H229ZM235 200V201H234ZM5 201V202H4ZM27 202V204L24 202ZM30 201H32V202H30ZM47 203H46V202ZM57 201V202H56ZM63 201V202H62ZM67 201V202H66ZM87 201L89 202V201H91V202H89V203H87ZM99 201L101 202V204L99 203ZM190 201V202H189ZM203 201H205L204 203H202ZM223 201V200H222ZM239 201V202H238ZM15 202V203H14ZM20 202H22V203H20ZM39 202H41V203H39ZM60 202H62V203H59ZM72 202H74V203H72ZM79 202H80V204H79ZM94 202V203H93ZM111 203V204H109V203ZM163 202H165V203H163ZM175 202V203H174ZM181 202V203H180ZM194 203V205L192 204V203ZM208 202V203H207ZM227 202H229V203H227ZM248 202V203H247ZM18 203V204H17ZM43 203V204H42ZM55 205H54V204ZM68 203H69V205L70 206H72V207H70L69 205H68ZM76 203V204H75ZM97 203V204H96ZM179 203V204H178ZM222 203V202H221ZM235 203V204H234ZM20 204V205H19ZM32 204V205H31ZM46 204V205H45ZM53 206H51V205ZM63 204H65L64 206H65V208H64V206H63ZM79 204V205H78ZM82 204V205H81ZM92 205V207H91V205ZM95 204V205H94ZM100 204V205H99ZM105 204V205H104ZM106 204H108L109 206L107 207V205ZM126 204V205H125ZM139 204V203H138ZM154 204V203H153ZM166 204V205H165ZM172 204V205H171ZM175 204V205H174ZM192 205V207L191 208H189V209H187V207H189V205ZM198 204H199V207H198ZM240 204V205H239ZM243 204V205H242ZM2 205V206H1ZM15 205V206H14ZM22 205V206H21ZM29 205V206H28ZM34 205V206H33ZM40 205V206H39ZM67 205V206H66ZM74 205H75V208H76V210H77V207L79 208V210H77L76 212H75V208H74ZM77 205V206H76ZM85 206V210H81V208L82 209H84V206ZM88 205L91 207H88ZM100 206V207H102L101 205H104V206H106V207H102L101 208V210H102V212H101V210H100V207L98 206L97 208L96 207H94V206ZM150 205V206H149ZM185 205H188V206H186L185 207ZM206 205V206H205ZM207 205H208V207H209V209H208V207H207ZM226 205H229L228 207L226 206ZM232 207H231V206ZM235 205V206H234ZM245 205H246V207H245ZM19 208H18V207ZM31 206V207H30ZM37 206V207H36ZM63 206V207H62ZM178 206H180V207H178ZM184 206V207H183ZM197 206V207H196ZM201 206V207H200ZM225 206V207H224ZM26 207H27V209H26ZM48 208V210H47V208ZM67 207H69V208H67ZM87 207L88 208H90L91 210L89 211V209L87 210ZM93 207H94V209H93ZM109 207H110V209L112 210V212L114 213V214H111L112 212H111V210L109 209ZM124 207V208H123ZM175 207H177L176 209H175ZM197 209H196V208ZM203 207V208H202ZM205 207V208H204ZM222 207L224 208V209H222ZM235 208L234 210L233 209H231V208ZM9 208V209H8ZM22 208H23V210H22ZM29 208V209H28ZM57 208H58V210H57ZM59 208H61V209H59ZM63 208H64V210H63ZM66 208H67V210H66ZM106 208V209H105ZM154 208H155V210H154ZM174 210H173V209ZM181 208V209H180ZM198 208H200V209H198ZM225 208H226V210H225ZM242 208H243V210H242ZM3 209V210H2ZM21 209V210H20ZM74 209V210H73ZM96 209L97 210H100V212L98 211V212H95L96 211ZM104 209V210H103ZM124 209V210H123ZM169 209H170V212H171V214L169 213ZM192 209V210H191ZM193 209H194V211H193ZM232 211H231V210ZM239 209V210H238ZM19 212H18V211ZM24 210H25V212H24ZM31 210L33 211V212H31ZM40 210H41V212H40ZM43 210V211H42ZM57 210V211H56ZM62 210V211H61ZM73 210V211H72ZM93 210V212L95 213L94 214V216H92L93 215V213L91 212ZM107 210V211H106ZM110 210V211H109ZM176 210H178V211H176ZM188 210V211H187ZM189 210H190V212H189ZM196 210H198V214H197V211ZM212 210V211H211ZM238 210V211H237ZM14 211V212H13ZM17 211V212H16ZM35 211V212H34ZM46 211H48V212H46ZM51 211V212H50ZM56 211V212H55ZM60 211L62 212V213H60ZM63 211H64V213H65V215H64V213H63ZM79 211V212H78ZM80 211H84L85 212V214H84V212H82V217L84 216V219L82 218V217H80L81 216V212ZM87 211V212H86ZM105 211V212H104ZM155 211V212H154ZM165 213H164V212ZM174 211V212H173ZM196 211V212H195ZM203 211V212H202ZM210 211V212H209ZM221 211H222V213H221ZM2 212H4V213H2ZM22 214H21V213ZM24 212V213H23ZM58 212V213H57ZM126 212V213H125ZM159 214H157V213ZM177 212V213H176ZM185 212V213H184ZM205 212V213H204ZM229 212H231V214L229 213ZM15 213V214H14ZM32 213V214H31ZM33 213H34V217H33ZM36 213H42V216H41V214L39 215L38 214V216H36L37 214ZM45 213V214H44ZM54 213V214H53ZM67 213V214H66ZM70 213V214H69ZM74 213V214H73ZM87 213H89V214H87ZM102 214V216H101V214ZM111 214V216H109L110 214ZM122 213V214H121ZM164 213V214H163ZM173 213H175V215L173 214ZM187 213V214H186ZM195 213V214H194ZM214 213H215V215L217 216V218H216V216L214 215ZM224 213V214H223ZM3 214V215H2ZM5 214V215H4ZM8 214V215H7ZM26 214H28V215H26ZM31 214V215H30ZM57 214V215H56ZM59 214V215H58ZM63 214V215H62ZM73 214V217L72 216H70V215H72ZM79 214V215H78ZM86 214L88 215V216H86ZM92 214V215H91ZM106 214V215H105ZM168 214V215H167ZM178 216H177V215ZM192 214V215H191ZM200 214V215H199ZM211 214H213V215H211ZM219 214V215H218ZM221 214H223V215H221ZM227 214H228V216H227ZM15 215V216H14ZM26 215V216H25ZM47 215V216H46ZM74 215H75V217H74ZM77 215V216H76ZM99 216L100 218L99 219H101L100 221H99V219L98 218H96V216ZM104 215V216H103ZM120 215V216H119ZM125 215V216H124ZM128 215V216H127ZM157 215H158V217H159V219L161 218V217H163V218H161L160 219V221L162 222V224L165 226V224L167 225V227L166 228H168L169 227V225H170V227L167 229V231L166 230H164L163 228H162V225L159 223V222H157V221H159L158 220V218H157ZM189 215V216H188ZM191 215V216H190ZM199 215V216H198ZM211 215V216H210ZM225 215V216H224ZM229 215L231 216V217H229ZM22 216V217H21ZM45 218H44V217ZM56 216V217H55ZM58 216V217H57ZM65 216H68L69 218H74V219H70L69 220V218L68 217H65ZM97 216V217H98ZM106 216V218L104 219V217ZM109 216V217H108ZM121 216H123V217H121ZM133 216V217H132ZM205 216V217H204ZM2 217H3V219H2ZM12 217V218H11ZM20 217V218H19ZM26 217V218H25ZM28 217V218H27ZM33 217V218H32ZM39 217H41V219H38ZM53 218L54 217V219H52L51 220V218ZM86 217H88V219L86 218ZM95 217V219H96V221H95V219H93V221L95 222H92V218H94ZM210 217V218H209ZM29 218L30 219H32L31 221H29ZM48 218V219H47ZM61 218L63 219V220H61ZM79 218V219H78ZM86 218V219H85ZM108 218V219H107ZM119 218V219H118ZM132 218V219H131ZM202 218V219H201ZM213 218V219H212ZM228 218V219H227ZM230 218V219H229ZM10 219V220H9ZM19 219V220H18ZM34 219H36L35 220V222H34ZM43 219V220H42ZM44 219H45V221H46V223H45V221H44ZM49 220V221H47V220ZM103 219V220H102ZM107 219V220H106ZM121 219H123V221L121 220ZM173 219V220H172ZM192 219V220H191ZM218 219V220H217ZM28 220V221H27ZM38 220V221H37ZM44 221V223L42 222V221ZM64 220H65V222H64ZM79 220V221H78ZM84 221V220H86V222L84 221V222H81V221ZM98 220V221H97ZM109 220H111V221H109ZM169 222H167V221ZM175 220H177V221H175ZM226 220V221H225ZM229 220V221H228ZM17 223H16V222ZM22 221V222H21ZM27 221V222H26ZM32 221H33V223H32ZM57 221V222H56ZM68 221V223L69 222H71V223H66ZM73 221H75V222H73ZM76 221H78V223L76 222ZM90 223H89V222ZM107 221V222H106ZM119 221V222H118ZM124 221H126V222H124ZM172 221H174V223L172 222ZM185 221V222H184ZM8 222V223H7ZM37 222H42L40 225H39V223H37ZM49 222V223H48ZM94 223V224H92V223ZM98 222V223H97ZM103 222V223H102ZM106 222V224H104ZM111 222V223H110ZM118 224H117V223ZM123 222V223H122ZM181 222V223H180ZM185 224H184V223ZM191 222V223H190ZM200 222H202V223H200ZM210 222V223H209ZM225 222V223H224ZM7 223V224H6ZM15 223V224H14ZM19 223H21V225L19 224ZM31 223V224H30ZM35 223H36V225H35ZM48 223V226H46V224ZM59 223V224H58ZM64 223V224H63ZM75 223H77V224H75ZM79 223L81 224V225H79ZM83 223L85 224V225H83ZM88 223H89V225H88ZM165 223V224H164ZM176 223V224H175ZM197 223V224H196ZM208 223V224H207ZM10 226H9V225ZM20 225V227H19V225ZM25 224V225H24ZM32 224H34V225H32ZM42 224H45L44 226H46V227H44V226H42ZM51 224V225H50ZM91 224V225H90ZM109 224H111V226L109 225ZM121 224H125V226L124 225H121ZM159 224V225H158ZM17 225V226H16ZM49 225L50 226H52V225H56V226H53L52 228L51 227H49ZM60 225H62V227L60 226ZM63 225H65V226H63ZM92 225H94V228H96V229H94L93 228V226ZM104 225V226H103ZM112 225H113V227H112ZM115 225H117L116 227H115ZM121 225V226H120ZM185 225V226H184ZM201 225V226H200ZM215 225V226H214ZM218 225V226H217ZM223 225V226H222ZM2 226V227H1ZM14 226V227H13ZM24 226V227H23ZM35 226V227H34ZM40 226V227H39ZM60 226V227H59ZM66 226L68 227V229L66 228ZM72 226V227H71ZM75 226V227H74ZM89 226H91V227H89ZM97 226V227H96ZM98 226H100L102 229H104V231H106L107 233H108V235L110 234V236H108V240L110 239L111 240V242H110V240H109V242H108V244L107 245H109V244H111L112 242V245H109V247L107 246V245H105V244H103V242L102 241H100V239H99V236H97V231L100 229V227H98ZM111 228H109V227ZM128 226H129V228H128ZM132 226V227H131ZM172 226V227H171ZM186 227L185 229L183 228L182 229V227ZM208 226V227H207ZM211 226V227H210ZM33 227V228H32ZM45 228V230H44V228ZM50 228V232H48L49 231V229H46V228ZM59 227V228H58ZM83 228L82 230L81 229H79V228ZM87 227V228H86ZM88 227H89V229L90 230H88ZM114 227H115V229H114ZM118 227V228H117ZM127 227V228H126ZM153 227V228H152ZM174 227V228H173ZM191 227V228H190ZM4 228V229H3ZM26 228V229H25ZM35 228V229H34ZM40 228V229H39ZM42 228H43V230H42ZM74 230H73V229ZM76 228V229H75ZM98 228V229H97ZM107 228V229H106ZM121 228V229H120ZM133 228V229H132ZM174 229V231H173V229ZM205 228H207V229H205ZM210 228H212L211 230H210ZM23 229V230H22ZM53 229H54V233H52L53 232ZM58 229V230H57ZM65 229V230H64ZM67 229V230H66ZM69 229H71V230H69ZM81 230V231H79V230ZM94 229V230H93ZM106 229V230H105ZM109 229V231H107ZM126 229V230H125ZM130 231H129V230ZM180 231H179V230ZM194 229V230H193ZM203 229V230H202ZM6 230V231H5ZM16 230V231H15ZM22 230V231H21ZM30 230H32V231H30ZM39 232H38V231ZM57 230V231H56ZM62 230H64V232L66 233H64ZM88 232V233H86V231ZM97 230V231H96ZM119 230H121L120 232H119ZM123 230H125L124 232H123ZM177 230V231H176ZM188 230V231H187ZM14 231V232H13ZM26 231V232H25ZM30 231V232H29ZM43 231V232H42ZM46 231V232H45ZM52 231V232H51ZM56 231V232H55ZM59 231V232H58ZM69 231H70V234H69ZM74 231H75V236L73 237V233H74ZM79 231V232H78ZM112 231H116L114 234H113V232ZM140 231V232H139ZM204 231V232H203ZM206 231V232H205ZM210 231V232H209ZM218 233H217V232ZM219 231H221V232H219ZM10 232V233H9ZM29 232V233H28ZM37 232V233H36ZM61 232V233H60ZM73 232V233H72ZM82 232H84V233H82ZM111 232H112V235H111ZM170 232V233H169ZM175 234H174V233ZM184 232V233H183ZM190 232V233H189ZM6 233H7V235H6ZM48 233H50V234H48ZM60 233V234H59ZM64 233V234H63ZM78 233H79V235H78ZM121 233H123V234H121ZM186 233V234H185ZM201 233V234H200ZM212 235H210V234ZM8 234H10V235H8ZM15 234V235H14ZM17 234H18V236H17ZM53 234V235H52ZM56 234V235H55ZM68 234V235H67ZM82 234H84V235H82ZM87 234V235H86ZM94 234V235H93ZM188 234V235H187ZM214 234V235H213ZM218 234V235H217ZM14 235V236H13ZM23 235H25V236H23ZM46 235V236H45ZM48 235V236H47ZM50 235H51V237L53 238H51L50 237ZM63 237H62V236ZM89 235V236H88ZM92 235H93V237H92ZM99 235V234H98ZM123 235H126V236H122ZM134 237H133V236ZM145 235V236H144ZM200 235V236H199ZM3 236V237H2ZM61 236V237H60ZM79 236V237H78ZM82 236V237H81ZM113 236H115V237H113ZM120 236V237H119ZM147 236H148V238H147ZM206 236V237H205ZM214 236V237H213ZM68 237H70V238H68ZM78 237V238H77ZM85 237H87V238H85ZM199 237H200V239H199ZM202 237V238H201ZM213 237V238H212ZM7 240H6V239ZM11 238V239H10ZM28 238V239H27ZM31 238V239H30ZM37 238V239H36ZM43 238V239H42ZM61 238H63V239H61ZM80 238V239H79ZM89 238H92V239H89ZM118 238V239H117ZM123 238H124V240H123ZM126 238V239H125ZM128 238V239H127ZM155 238V239H154ZM206 238V239H205ZM211 238V239H210ZM218 238L219 239H221L220 241L218 240ZM3 239H4V241H3ZM28 241H27V240ZM47 239V240H46ZM49 239V240H48ZM61 239V243H60V240ZM68 239V240H67ZM73 239V240H72ZM74 239H76L75 241H74ZM88 239V240H87ZM97 239V240H96ZM99 239V240H98ZM137 241H136V240ZM163 239V240H162ZM213 239V240H212ZM10 242H9V241ZM14 240V241H13ZM51 240V241H50ZM56 240H58V241H56ZM78 240H80L79 242H78ZM81 240L82 241H84V242H81ZM94 240H95V242H94ZM117 240H119V241H117ZM121 240H122V243H119V242H121ZM125 240H127V241H125ZM202 240V241H201ZM35 241V242H34ZM43 241H45V242H43ZM50 241V242H49ZM68 241V242H67ZM88 241H89V243H88ZM101 243H100V242ZM116 241V242H115ZM151 241H152V244H151ZM154 241V242H153ZM194 241V242H193ZM215 243H214V242ZM5 242V243H4ZM7 242V243H6ZM33 242V243H32ZM42 244H41V243ZM56 242V245H54V243ZM65 242V243H64ZM73 242V243H72ZM75 242V243H74ZM96 242H97V244H96ZM118 242V243H117ZM127 243V245H126V243ZM129 242V243H128ZM160 242H161V244H160ZM4 243V244H3ZM29 243V244H28ZM31 243V244H30ZM46 243V244H45ZM50 243H52V244H50ZM64 243V244H63ZM67 243V244H66ZM77 243H78V245H77ZM82 243H83V245H82ZM85 243H87V245H84ZM117 243V244H116ZM124 243V244H123ZM159 243V244H158ZM166 245H165V244ZM12 244H13V246H12ZM26 244V245H25ZM74 244V245H73ZM78 246H76V245ZM80 244V245H79ZM91 244V245H90ZM103 244V245H102ZM121 245V248H120V245ZM147 244V245H146ZM177 244H183L182 245V247L183 248H180V250L178 251L177 249H176V247H177ZM21 245V246H20ZM59 245H61L62 247H64L63 249H62V247L61 246H59ZM83 246V248L82 247H80V246ZM89 245V246H88ZM93 245V246H92ZM98 245V246H97ZM100 245H102V247L105 245L106 246V248H105V250L108 248V251L106 250V253H105V250H103V251H100V250H102L101 249V246ZM114 245V247H112ZM119 247H118V246ZM126 245V249H124L125 246ZM154 245V246H153ZM174 245L176 246V247H174ZM6 246H8V247H6ZM19 246V247H18ZM67 246H69L68 248H67ZM73 246H75V247H73ZM87 246V247H86ZM92 246V247H91ZM111 246V247H110ZM123 246V247H122ZM144 246V247H143ZM152 246H153V248H152ZM156 246V247H155ZM191 246V247H190ZM13 247V248H12ZM17 247V248H16ZM45 247V248H44ZM55 247H57V248H55ZM85 247V248H84ZM89 247H91L92 248V250H91V248H89ZM93 247H94V253H93ZM100 249H99V248ZM161 247V248H160ZM181 247V246H180ZM199 247H200V249H199ZM3 248H4V250H3ZM54 248V249H53ZM59 248H61V249H59ZM72 248L76 251H72ZM75 248H77V249H75ZM79 248H81V249H86L85 251H82L81 249H79ZM116 248V249H115ZM129 248V249H128ZM148 248V249H147ZM185 248V249H184ZM12 249V250H11ZM16 249V250H15ZM25 249V250H24ZM57 249V250H56ZM88 249H90V250H88ZM104 249V248H103ZM124 249V254H123V252L121 251V250H123ZM173 249H175V250H177V251H174ZM182 249V250H181ZM29 250V251H28ZM36 250V251H35ZM54 252H53V251ZM81 250V251H80ZM117 250V251H116ZM121 251V253L123 254H121L120 253V255L118 254L119 252L118 251ZM126 250V251H125ZM139 250V251H138ZM142 251V253H141V251ZM151 251V252H149V251ZM207 250H208V252H207ZM212 250V251H211ZM13 251V252H12ZM44 251H46V252H44ZM62 251V252H61ZM65 251V252H64ZM92 251V252H91ZM99 251V252H98ZM156 251V252H155ZM159 251V252H158ZM10 252H11V255H10ZM16 252V253H15ZM27 252H29L28 254H27ZM52 253V255H54V256H52L50 253ZM81 252V253H80ZM88 254H87V253ZM100 252H101V254H100ZM108 252V253H107ZM115 252H117V254H115ZM134 253V255H133V253ZM138 252V253H137ZM154 254H153V253ZM177 252V253H176ZM183 252V253H182ZM23 253V254H22ZM64 255H63V254ZM75 253V254H74ZM78 255H77V254ZM83 253V254H82ZM91 253H93V255H94V257H93V255L91 254ZM98 253V254H97ZM103 253V254H102ZM104 253H105V255H104ZM111 253V256L109 257V255H107V254H110ZM112 253H113V255H112ZM126 253V254H125ZM131 253V254H130ZM137 253V254H136ZM153 254V256H152V254ZM159 253V254H158ZM171 253V254H170ZM185 253V254H184ZM194 253V254H193ZM6 254V255H5ZM16 255V256H14V255ZM60 254V255H59ZM62 254V255H61ZM71 254V255H70ZM87 254V255H86ZM91 254V255H90ZM97 254V255H96ZM174 254V255H173ZM23 255V256H22ZM30 255V256H29ZM47 255V256H46ZM67 255H70V256H67ZM72 255H73V257H72ZM84 255V256H83ZM105 257H104V256ZM116 255V256H115ZM117 255H118V257H117ZM123 257H122V256ZM136 255L138 256V257H136ZM145 255V256H144ZM150 255V256H149ZM156 255V256H155ZM159 255V256H158ZM182 255V256H181ZM28 256H29V258H28ZM32 256V257H31ZM49 256V257H48ZM82 256V257H81ZM96 256H99V257H96ZM103 256V257H102ZM109 258V259H107V257ZM115 256V257H114ZM130 256V257H129ZM132 256V257H131ZM135 256V257H134ZM140 256V257H139ZM149 256V257H148ZM170 256V257H169ZM174 256V257H173ZM175 256H176V258H175ZM194 256V257H193ZM3 257V258H2ZM16 257V258H15ZM34 257V258H33ZM45 257V258H44ZM69 257V259H67ZM91 257V258H90ZM112 257H114V259H116L115 261H113L114 259L112 258ZM124 257H125V259H124ZM146 257V258H145ZM152 257V259H150ZM168 257V258H167ZM174 258V259H171V258ZM183 257V258H182ZM203 257V258H202ZM12 258V259H11ZM43 258V259H42ZM47 258V259H46ZM85 258H87L86 260H85ZM93 258H95V259H93ZM100 258V259H99ZM135 258V259H134ZM136 258H137V260L139 259V261H134V260H136ZM150 260H149V259ZM157 258V259H156ZM188 258V259H187ZM192 258V259H191ZM10 259V260H9ZM17 259H19V260H17ZM21 259V260H20ZM28 259V260H27ZM45 259V260H44ZM49 259V260H48ZM53 259H54V261H53ZM62 259V260H61ZM91 259V260H90ZM97 259H98V262H97ZM104 259H106V260H104ZM112 259V261L110 262V260ZM148 260V261H146V260ZM30 260V261H29ZM55 260L57 261V262H55ZM59 260V261H58ZM68 260V261H67ZM80 260V261H79ZM84 260V261H83ZM103 262H102V261ZM109 260V261H108ZM123 260V261H122ZM156 260V261H155ZM170 260H171V262H170ZM16 261L18 262V263H16ZM50 261V262H49ZM83 261V262H82ZM88 261V262H87ZM92 261V262H91ZM100 261V262H99ZM118 261V262H117ZM127 261V262H126ZM158 261V262H157ZM200 261V262H199ZM20 262V263H19ZM27 262V263H26ZM31 262V263H30ZM53 262V263H52ZM71 262V263H70ZM78 262H80V263H78ZM110 262V263H109ZM121 262V263H120ZM135 262V263H134ZM149 262V263H148ZM168 262V263H167ZM170 262V263H169ZM188 262V263H187ZM199 262V263H198ZM23 263V264H24Z\"/></svg>",
	"mask_w": 264,
	"mask_h": 264
},
{
	"label": "bare ground",
	"instance_id": "2",
	"mask_svg": "<svg viewBox=\"0 0 264 264\" xmlns=\"http://www.w3.org/2000/svg\"><path fill=\"white\" fill-rule=\"evenodd\" d=\"M107 1V0H106ZM105 0H15V2H14V4H13V6H12V8H11V11L9 12V14L6 16V22H8V25L9 24H11V27L9 28L11 31L10 32H12V36L10 37V39L9 40H7V43L8 42H10L12 45H13V52L14 53H12L11 55H12V59L13 60H10L11 62H8L9 61V59L7 60V63H5V76H7L6 77V79H8V78H10V79H14V78H16V77H20V79H22V78H25V77H28L29 78V76H35L37 79H38V81H36L38 84L40 83V84H42L43 83V88H46L47 90L48 89H51L50 91H49V93H52L53 91H55V92H53V93H56V92H61V94H63V92H69V93H73L72 95L74 96L75 95V98H77V97H79L80 98V96L82 97L83 96V98H85V97H87L88 95H85V94H87V93H85V94H82L83 92H85L84 90H81V88L82 89H84V85H85V87H86V84H84L83 83V81H82V79L86 76L85 75V71L84 72H82L85 76L81 79L80 77H81V75H79L78 74V71H77V68H76V64L74 65V64H72V61L73 60H77L79 57H77V59H74L75 57H76V55L78 56L79 54H85L86 56H87V58L88 57H90V59L89 60H94L95 62H96V68H95V65H94V68L95 69H97V66L99 65L100 67L101 66H103V68H107L106 70H109L110 68V66L108 67V63H111V58L113 57V56H115V58H116V56H118L119 55V53L123 50V51H125V49L126 50H128L127 52H131V54L133 53V57L131 56V58H135V56H137V58H143L145 61H146V69H147V71H148V73L150 74V75H154V77H156V75L160 72V74L162 75L163 73L165 74V72H166V69H165V71L163 70V68L161 69V66L164 64H161V65H159V63L161 62L160 60V62H158L157 64H156V62H154L153 60H151L150 59V56L149 55H152L153 54V49H158L159 50V48H162V46L164 45H166V43H169V41H171V38L168 36L167 37V35L166 36H164V35H162V33H164V32H161V27H159L157 24V26L155 25V26H152V25H150L149 24V22L147 23L146 21H144V23H142L141 25L139 24V25H137V23H138V21H136L137 23L136 24H132V22H129V21H127V20H129V18L126 20V21H124V22H122L121 20H119V21H121L120 23L119 22H117L116 24H118L117 26H116V31H119V32H121V35H123L122 36V38L123 37H125V39L123 38V40H120L119 42H117V43H115V45H111L112 44V42H113V44H114V42H116V40H114V41H112L111 42V39H110V37H109V39H110V41L108 40V36H107V33H106V30H107V24H105L106 23V19L108 18L107 16H106V14H105V12H106V9H107V7H106V2ZM109 1V0H108ZM107 1V2H108ZM117 1V0H116ZM120 1V0H119ZM126 1V0H125ZM189 1V0H188ZM193 0H191V4L193 3V2H197V0H195V1H193ZM199 2H200V6H202L203 8V10H204V15L206 14L207 16V18H206V20L207 19H210L211 21H210V23L211 22H213V21H216L215 23H219V24H222V23H227V22H229L230 20H234V19H236V20H239L240 22H241V24L243 23L246 27H248V28H252L253 29V27H255V26H258L259 25V23L257 22L259 19H256V17H257V15H260V12L262 11V13H264L263 11V9H264V0H236L237 2H236V4L234 3V5H233V3L231 4V3H229L227 0H198ZM117 3V2H116ZM115 3V4H116ZM134 3V2H133ZM109 4V3H108ZM107 4V5H108ZM136 4V3H135ZM198 4V3H197ZM196 4V5H197ZM126 5V4H125ZM124 5V6H125ZM194 5V4H193ZM114 6V5H113ZM123 6V7H124ZM120 7V6H119ZM118 7V8H119ZM139 7V6H138ZM192 7V6H191ZM196 7V6H195ZM113 8V7H112ZM201 8V7H200ZM199 8V9H200ZM122 9V8H121ZM144 9H146V8H144ZM195 9V8H194ZM193 9V10H194ZM115 10H116V8H115ZM122 10H124V9H122ZM139 10V9H138ZM196 10H198V9H196ZM203 10H202V12H203ZM111 11V10H110ZM118 11V10H117ZM129 11V10H128ZM148 11V10H147ZM107 12H109V11H107ZM122 12V11H121ZM143 12V11H142ZM141 12V13H142ZM201 12V11H200ZM104 13V14H103ZM136 13H137V11H136ZM109 14V13H108ZM135 14V13H134ZM148 14V13H147ZM104 15V16H103ZM122 15H126V14H122ZM142 15V14H141ZM261 15H263L264 16V14H261ZM94 16H96L94 19H96L97 17H98V19L96 20L97 21V23H98V21L100 20L101 21V23L100 24H94V19H92ZM105 16L107 17L106 19H104L105 18ZM109 16V15H108ZM110 16H111V13H110ZM128 16V15H127ZM129 16H131V15H129ZM134 16V15H133ZM143 16V15H142ZM146 16V15H145ZM149 16V15H148ZM116 17V16H115ZM138 17V16H137ZM153 17V16H152ZM204 17V16H203ZM125 18H126V16H125ZM147 18V17H146ZM257 18H259V16L257 17ZM261 18V17H260ZM116 19V18H115ZM120 19H121V17H120ZM124 20V19H123ZM148 20V19H147ZM154 20V19H153ZM213 20V21H212ZM235 20V21H236ZM257 20V21H256ZM96 21H95V23H96ZM99 21V22H100ZM132 21H133V19H132ZM108 22V21H107ZM114 22V21H113ZM142 22V21H141ZM146 22V23H145ZM157 22V21H156ZM155 22V23H156ZM231 22V21H230ZM152 23V22H151ZM233 23V22H232ZM236 23V22H235ZM234 23V24H235ZM207 24V23H206ZM213 24H214V22H213ZM219 24H218V26H219ZM224 24L222 25V28H223V26H224ZM231 24V23H230ZM239 24V23H238ZM5 25V24H4ZM153 25H154V23H153ZM160 25V24H159ZM217 24H215V26H216ZM226 25V24H225ZM233 25V24H232ZM262 25V24H261ZM10 26V25H9ZM114 26H115V24H114ZM260 26V25H259ZM113 27V26H112ZM210 27V26H209ZM234 27V26H233ZM241 27V26H240ZM261 28V27H260ZM259 28V29H260ZM93 29H100L101 31V33H102V35L101 36H103V39H105L106 40V43H105V46H106V49H107V51L105 50V46L103 47L104 48V50H105V53H107L106 55H105V53H103V51L100 49L101 48V45L99 46V44H98V42L100 41H98L97 42V38H96V42H97V44H98V46L100 47L99 49L102 51V53H100V55H99V53H97L96 52V50H95V46H93L92 44V42L93 41H95L94 39H95V36L94 37H92L93 36V34H92V36H91V33H94V31H93ZM162 29H163V27H162ZM209 29H211V28H209ZM208 29V30H209ZM213 29V28H212ZM220 29V28H219ZM230 29H232L231 27H230ZM263 29V28H262ZM109 30V29H108ZM107 30V31H108ZM115 30V29H114ZM165 30H166V28H165ZM215 30V29H214ZM92 31V32H91ZM113 31V30H112ZM115 31V32H116ZM162 31H164V30H162ZM221 31V30H220ZM226 31V30H225ZM246 31V30H245ZM252 31V30H251ZM257 30H255V32H256ZM98 32V31H97ZM167 31H165V34H167L166 33ZM217 32H219V30L217 31ZM223 32V31H222ZM96 33V32H95ZM100 33V34H101ZM111 33V32H110ZM114 33V32H113ZM223 33H225V32H223ZM97 34V33H96ZM99 34V33H98ZM118 33L116 32V35H117ZM169 34V33H168ZM213 34V33H212ZM211 34V35H212ZM115 35V34H114ZM116 35L114 36V37H116ZM119 35H120V33H119ZM222 35V34H221ZM226 35V34H225ZM229 35V34H228ZM227 35V36H228ZM232 35V34H231ZM96 36H98V35H96ZM100 36V37H101ZM110 36H112V33H111V35ZM216 36V35H215ZM233 36V35H232ZM231 36V37H232ZM91 37L92 38H94V39H91ZM99 37V36H98ZM238 37V36H237ZM117 38H119V36H117ZM137 38V39H136ZM173 38V37H172ZM214 38V37H213ZM216 38H218V37H216ZM224 38V37H223ZM100 39V38H99ZM102 39V40H103ZM113 39V38H112ZM132 39H136V41L137 40H139L141 43H145V44H147L148 46H149V48L151 47V49H149L148 48V51H152V54L150 53L149 54V52H146L145 50L146 49H143V47L139 44V46L140 47H142V48H140L139 46H138V44L134 41V40H132ZM221 38L219 37V40H220ZM225 39V38H224ZM101 40V41H102ZM105 40H103V41H105ZM174 40V39H173ZM216 40V39H215ZM218 40V41H219ZM134 41V42H133ZM218 41H217V43H218ZM221 41V40H220ZM174 42V41H173ZM172 42V43H173ZM232 42V41H231ZM136 43V44H135ZM139 43V42H138ZM171 43V42H170ZM94 44H96V43H94ZM102 44V43H101ZM179 44V43H178ZM213 44H215V43H213ZM222 44V43H221ZM144 47H145V45L144 44H142ZM174 45V44H173ZM172 45V46H173ZM217 45V44H216ZM98 46H96L97 48H98ZM163 46V47H164ZM167 46V45H166ZM181 47V46H180ZM214 47H216V46H214ZM235 47V46H234ZM96 48V49H97ZM166 48H168V47H166ZM175 48H178V47H175ZM165 49V48H164ZM164 49H162V50H164ZM221 49H223V48H221ZM162 50L160 49V51L162 52ZM173 50V49H172ZM238 50V49H237ZM122 51V52H123ZM167 51V50H166ZM174 51V50H173ZM176 51H177V49H176ZM175 51V52H176ZM217 51V50H216ZM232 51V50H231ZM157 52V51H156ZM170 53H171V51H169ZM180 52V51H179ZM241 52V51H240ZM243 52V51H242ZM129 53H126V54H128L129 55ZM155 53V52H154ZM158 53V52H157ZM156 53V54H157ZM173 54H174V52H172ZM171 53V54H172ZM233 53V52H232ZM103 56H102V55ZM160 54V53H159ZM158 54V55H159ZM162 54V53H161ZM164 54H165V52H164ZM177 54V53H176ZM181 54V53H180ZM219 54H220V52H219ZM224 54V53H223ZM229 54V53H228ZM245 54V53H244ZM121 55H122V53H121ZM124 55V54H123ZM128 55H126V57L128 56ZM221 55V54H220ZM236 55V57H234V58H229L228 59V61H229V65H231V68L232 69H230L231 71H229V72H231L232 73V75L231 76H233V78L235 77V79L237 78V81H238V83H236V84H234V82H232V84H234L233 85V87H232V85H230L231 87H232V90L234 89V94H235V98L237 97V100H238V102L236 101H233V100H236L235 98L233 99V100H231L232 102H235V103H231L230 102V104H229V110L231 111V113H232V118H234V119H232L230 116L231 115H229V117L227 118V120H226V117H225V115H224V117H225V119L224 120H226V122H225V124L228 126V122L230 123L232 120H233V122L232 123H230L229 124V127H227V130H230V137H232V142H234V143H236V144H238V142H239V144H242L243 145V147L244 146H246V148H248L247 146H250V147H253V146H256V147H253V148H256L255 149V154L257 155V158L259 157V158H262L263 160H264V110H258V108L256 109V108H254V107H257L256 106V104L254 103V102H252V104L254 105L255 104V106H251L250 104V102L247 100L248 98H250V97H259L260 98V96L262 97V99H264V56L263 57H257V55H256V57L254 56L255 54H252L254 57H249V56H244V55H242L241 53H235V54H232V56L231 57H233V56H235ZM250 55V54H249ZM259 55V54H258ZM19 56H21L22 58H20L21 60H19L18 59V57ZM82 56V55H81ZM153 56V55H152ZM161 56V55H160ZM159 56V57H160ZM164 56V55H163ZM174 56V55H173ZM178 56V55H177ZM183 56H185V55H183ZM225 56V55H224ZM260 56H262V55H260ZM8 57V56H7ZM121 57V56H120ZM126 57H123L124 59L126 58ZM155 57H157V55H155ZM156 58V59H160V58ZM162 57V56H161ZM179 57V56H178ZM219 57V56H218ZM223 57V56H222ZM229 57V56H228ZM10 58V57H9ZM82 58V57H81ZM86 58V57H85ZM86 58V59H87ZM127 58H130V57H127ZM154 58V57H153ZM166 58H168V57H166ZM173 58V57H172ZM175 58V57H174ZM118 59V58H117ZM121 59V58H120ZM155 58H154V60H156ZM165 59V58H164ZM179 59V58H178ZM182 59V58H181ZM227 59V58H226ZM80 60V59H79ZM82 60V59H81ZM80 60V61H81ZM85 60V59H84ZM83 60V61H84ZM91 60V63L93 62ZM123 60V59H122ZM127 60V59H126ZM130 59H128V61H129ZM133 60V59H132ZM131 60V61H132ZM150 60H151V62L153 61V63H155V64H153V63H151L150 62ZM5 61V60H4ZM86 61V60H85ZM88 61V60H87ZM110 61V62H109ZM115 61V59L113 58V62ZM117 61V60H116ZM115 61V62H116ZM119 61H121V60H119ZM125 61V60H124ZM158 61V60H157ZM179 61V60H178ZM177 61V62H178ZM223 61V60H222ZM227 61V60H226ZM228 61H227V63H228ZM6 62V61H5ZM77 62V61H76ZM79 62V61H78ZM78 62H77V64H78ZM136 62H138V60L136 61ZM136 62H134V61H132L131 63H136ZM141 62V61H140ZM163 62V61H162ZM161 62V63H162ZM166 62H167V60H166ZM73 63H74V61H73ZM82 63H84V62H82ZM86 63V62H85ZM84 63V64H85ZM119 64H120V62H118ZM118 63H116V64H118ZM130 63V62H129ZM129 63H128V65H129ZM170 63V62H169ZM182 63V62H181ZM83 64V65H84ZM94 64V63H93ZM98 64V65H97ZM112 64V63H111ZM115 64V65H116ZM119 64H118V66H119ZM127 64V63H126ZM125 64V65H126ZM137 64V63H136ZM136 64H133V65H135L136 66ZM141 64H142V62H141ZM225 64V63H224ZM79 65L80 66H82V64L81 63H79ZM87 65V64H86ZM89 65H91V64H89ZM89 65H87V66H89ZM106 67H105V66ZM113 65V64H112ZM112 65H111V67H112ZM122 65H124V63L122 64L121 63V65L120 66H122ZM166 65V64H165ZM170 64H167V66H169ZM228 65V66H229ZM12 66H13V69L14 70H12L14 73H11V69H12ZM79 66V67H80ZM117 66V67H118ZM167 66H165V67H167ZM179 66V65H178ZM183 66V65H182ZM188 66V65H187ZM25 68V70H22L21 68ZM85 67V66H84ZM90 67H92V65L90 66ZM113 67H115V66H113ZM112 67V68H113ZM123 67V66H122ZM137 67H140V66H137ZM136 67V68H137ZM142 67H143V65H142ZM163 67V66H162ZM164 67V68H165ZM93 68V67H92ZM109 68V69H108ZM111 68V69H112ZM126 69H128V66L127 67H125ZM125 68H123L124 70H125ZM136 68H132V64H131V69H133L132 71L130 70V72H132V73H136V72H138V69L137 70H135ZM168 68V67H167ZM174 68V67H173ZM88 69H90V68H88ZM100 69L101 68H99V71L98 70H96V71H98V72H103V71H100ZM110 69V70H111ZM114 69H116V67L114 68ZM119 69H121V68H119ZM129 69H130V65H129ZM128 69V70H129ZM140 69V68H139ZM143 69V68H142ZM177 69V68H176ZM189 69V68H188ZM93 70V69H92ZM106 70H104V74H105V71ZM113 70V69H112ZM111 70V71H112ZM122 70V69H121ZM120 70V71H121ZM169 69H167V71H168ZM241 70V71H240ZM82 71V70H81ZM88 71V70H87ZM86 71V72H87ZM95 71V72H96ZM115 72H117L116 70H114ZM125 71H127V70H125ZM141 71V70H140ZM159 71V72H158ZM108 72H110V71H108ZM108 72L106 71V73L108 74ZM115 72H113L112 71V73H114V75H115ZM119 72V71H118ZM121 72H124V71H121ZM120 72V73H121ZM127 72H129V71H127ZM126 72V73H127ZM142 72V71H141ZM144 72L145 71H143V74L142 75H144ZM158 72V73H157ZM172 72H173V70H172ZM15 73H17V74H15ZM90 73H91V71H90ZM90 73H88V74H90ZM93 73H94V71H93ZM111 73V72H110ZM109 73V74H110ZM125 73V72H124ZM147 73V72H146ZM108 74V75H109ZM118 73H116V77L117 76H119V75H117ZM137 74V73H136ZM140 74V73H139ZM138 74V75H139ZM163 74V75H164ZM166 74H168V73H166ZM165 74V75H166ZM171 74V73H170ZM169 74V75H170ZM183 74H185V73H183ZM94 75V74H93ZM134 75V74H133ZM141 75V74H140ZM142 75L140 76V77H142ZM159 75V74H158ZM157 75V76H158ZM162 75V76H163ZM164 75V76H165ZM173 75V74H172ZM178 75V74H177ZM80 76V77H79ZM94 76H96V75H94ZM93 76V77H94ZM98 76V75H97ZM111 76V75H110ZM123 76V74L121 75V77L119 76V78H121V80H123V78H124V76ZM126 76V75H125ZM163 76V77H164ZM22 77V78H21ZM34 77V79H36ZM87 77V76H86ZM85 77V78H86ZM89 77V76H88ZM92 77V78H93ZM106 77H107V75H106ZM113 77H115V76H113ZM113 77H112V79H113ZM128 77H129V75H128ZM131 77V76H130ZM145 77V76H144ZM149 77H152V76H148V78ZM161 77V76H160ZM168 77V76H167ZM90 78V77H89ZM91 78V79H92ZM96 78V77H95ZM98 78V77H97ZM104 78V77H103ZM102 78V79H103ZM133 78V77H132ZM131 78V79H132ZM135 78V77H134ZM146 78H147V76H146ZM157 78V77H156ZM219 78V77H218ZM222 78V77H221ZM232 78V77H231ZM27 79V78H26ZM30 79V78H29ZM100 79V78H99ZM98 79V80H99ZM111 79V78H110ZM127 78L125 77L124 78V80H126ZM137 79H139V78H137ZM151 79V78H150ZM160 79H162V78H160ZM164 79V78H163ZM166 79V78H165ZM164 79V80H165ZM168 79H170V78H167V81H168ZM181 79V78H180ZM183 79H186V78H183ZM15 80V79H14ZM13 80V81H14ZM25 80V79H24ZM32 80H33V77H32ZM90 80V79H89ZM96 80V79H95ZM109 80V79H108ZM114 80H116V78L114 79ZM117 80H118V82L120 81V79H118V77H117ZM123 80V81H124ZM133 80V79H132ZM131 80V81H132ZM135 80V79H134ZM134 80H133V82H134ZM142 80V79H141ZM143 80H145V79H143ZM158 80H159V78H158ZM189 80V79H188ZM230 80V79H229ZM29 81V80H28ZM109 81H111V80H109ZM123 81H120L119 83V85H120V89H119V91H117L116 89H117V87H116V91L117 92H119V93H117V94H115V95H113V94H111V91H110V94H106L107 92H106V90L104 91V92H106L105 94H103L104 95V98L103 99H101V100H98L99 102L101 101V103L102 102H104L105 104L103 105L104 107H105V105H107V107H105V109H106V111H107V108H109V107H111V109L109 110L108 109V111H110V114L108 113V112H105V113H108V115L106 116L107 117V119L106 118H103L104 117V115H106V114H104L103 115V117L101 116V118H103V119H101L100 118V120H99V124H100V122H101V120H103L102 122V127L103 126H105V127H107L108 126V128H106V131L104 130L102 133H108V132H113V140H112V142H116V141H118L119 143H120V141H121V143L122 142H124L125 144H124V147L126 148V146H130V143H131V147L130 148H128V149H125V150H123L122 152H120V153H106L105 155H103L104 157H106L105 159H106V161L108 162V164L113 168V169H115L116 171H118L117 172V174H120V172L123 170L124 171V177H125V179H126V182L132 187V188H136V191L138 190V192L137 193H139L140 192V194H142L141 196H143L144 198H145V200H147L151 205H153L152 207H154L155 205H157L158 203H160L161 201H165V200H162V196H165L164 194H161V192L162 191H166V194H170V192L171 191H173V192H176V193H178V192H180V193H185L186 194V192L188 193V191H189V189L187 190V188H186V184L188 183H186V177H187V175H188V177L193 181V182H195L196 183V179H198V175H201L202 177H205V181H204V179H203V182L204 183H202L201 182V185H200V188L203 190V192L202 193H200V194H198L197 196H194L195 198L193 199V200H195V201H193V202H198L200 199H201V197H203L202 198V200H204V199H206V200H208V202L210 203L209 204V206H210V209H213V208H211V204H213V206L212 207H214V211H217V210H219L220 208H221V206H222V204L223 203H225L224 202V199H225V201H226V196L227 195H229L230 194V192H232L233 194H235V192L234 191H236L234 188H233V185L235 184V181H234V184H233V179H231V178H233V177H231V178H228L227 176H228V172L230 171V168L229 167H231V166H228L229 164V162L228 161H226L227 159V157L226 156H224V153L225 152H227V151H229V150H227L226 149V147H225V149L227 150V151H225L224 153H223V151H222V149L224 150V148H220V142H219V139H221V138H218V137H216L215 135H213L212 134V132H210V131H212V127H210V125H209V127H210V133H207L206 131V128L204 129V132L205 133H207L206 135L204 134V135H199L200 137H198V138H195V137H193L192 135H191V137H193V138H191L190 136H189V134L187 133V136L189 137L186 141H184V142H182V143H176L177 145L175 146H172L171 147V145L172 144H170L171 142H170V140L171 139H169L168 140V134H167V136H166V133L165 132H163L164 130L163 129H161V126H164L163 125V123H161V122H163V121H159L162 125H158V124H156L157 122L154 120V115L152 116V114L154 113H152L151 114V111H154V110H152V108L154 109V108H156L157 106H155V107H150L149 106V104H150V102H148V101H150V98H153L154 97V95L153 96H150L149 98H147V99H149V100H147V99H145L146 97H145V95H144V97L145 98H142L143 99V101H141V102H139L140 100H139V97H140V92H142V91H140L139 92V94L140 95H138V93H137V95H135L136 94V92H135V94H134V92L131 90L132 89V87H130V83L129 82H127V83H129V86L128 85H126ZM130 81V80H129ZM151 82H152V80H150ZM150 81H149V83H150ZM162 81V80H161ZM173 81V80H172ZM185 81V80H184ZM30 82V81H29ZM32 82V81H31ZM90 82V81H89ZM96 82V81H95ZM97 82H99V81H97ZM105 82V81H104ZM123 82V83H122ZM136 82H138V80L137 81H135V83L134 84H136ZM164 82H166V80L164 81ZM168 82H170V81H168ZM220 82H221V80H220ZM226 82V80L224 81V83ZM8 83V82H7ZM33 83H35V82H32L31 84H33ZM93 83V82H92ZM112 83V82H111ZM142 83V82H141ZM144 83V82H143ZM153 83H154V79H153ZM156 83V82H155ZM159 83L161 84L162 82H160L159 81ZM158 83V84H159ZM179 83V82H178ZM182 83V82H181ZM188 83H189V81H188ZM194 83V82H193ZM223 83V82H222ZM5 84V83H4ZM30 84V83H29ZM84 84V85H83ZM89 84V83H88ZM95 84V83H94ZM102 84V83H101ZM115 84V83H114ZM131 84H133L132 82H131ZM133 84V85H134ZM152 84V83H151ZM157 84V83H156ZM163 84V83H162ZM173 84H174V82H173ZM173 84H172V86H173ZM23 85H25V84H23ZM83 85V86H82ZM97 85H98V83H97ZM141 85V84H140ZM169 86H170V83L168 84ZM167 85V86H168ZM181 85V84H180ZM178 86V84H177V87H179L178 89H180L178 92H183V88H185V87H183L182 85L181 86ZM217 85V84H216ZM222 85H224V84H222ZM10 86V85H9ZM39 86V85H38ZM38 86H36V85H33V87L34 88H36V89H39V87ZM40 86H42V85H40ZM82 86V87H81ZM92 86V85H91ZM91 86H89V87H91ZM96 86V85H95ZM100 86H102V85H100ZM104 86V85H103ZM117 86V85H116ZM137 86V85H136ZM138 86H139V84H138ZM143 86V85H142ZM154 86H156V85H154ZM153 86V87H154ZM161 86V85H160ZM168 86V87H169ZM189 86V85H188ZM228 86V85H227ZM227 86H222V88L223 87H227ZM6 87H7V85H6ZM32 87V88H33ZM135 87V86H134ZM152 87V86H151ZM171 87V86H170ZM169 87V89H171ZM221 87V86H220ZM33 88V89H34ZM88 88V87H87ZM96 88H98V89H100V87H96ZM102 88V87H101ZM110 88V87H109ZM113 88H114V86H113ZM131 88V89H130ZM148 88V87H147ZM147 88H145V89H147ZM158 88H159V86H158ZM164 88H166V87H164ZM174 88V87H173ZM217 88V87H216ZM230 88V87H229ZM31 89V88H30ZM90 89V88H89ZM105 89V88H104ZM104 89H102V90H104ZM108 89V88H107ZM136 90H138L137 88H135ZM142 89V88H141ZM152 89V88H151ZM160 89H162V88H160ZM61 90V91H60ZM86 90V89H85ZM92 90H93V88H92ZM112 90V89H111ZM115 90L114 91H112V92H115ZM140 90V89H139ZM138 90V91H139ZM150 90V89H149ZM153 90V89H152ZM155 90V89H154ZM159 90V89H158ZM164 90V89H163ZM163 90L162 91H160L161 93L163 92ZM172 90V89H171ZM198 90V89H197ZM200 90V89H199ZM212 90V89H211ZM214 90V89H213ZM216 90V89H215ZM226 90H228L229 91V89L227 88ZM38 91V90H37ZM87 91H89V90H87ZM99 91V90H98ZM157 91V90H156ZM173 91V90H172ZM186 91H187V88H186ZM186 91H184V92H186ZM203 91H205V90H203ZM44 92V91H43ZM93 92V91H92ZM95 92H97V91H95ZM94 92V95L96 94ZM101 92V91H100ZM103 92V91H102ZM144 92V91H143ZM147 92H149L148 90H147ZM150 92H151V90H150ZM158 92V91H157ZM157 92H155V95H157V94H159V93H157ZM189 92H191V91H189ZM52 93V94H53ZM98 93V92H97ZM116 93V92H115ZM146 93V92H145ZM181 93H179V95L180 96H182L181 95ZM186 93H188V91L186 92ZM206 93H208V92H206ZM90 94V93H89ZM99 94V93H98ZM97 94V95H98ZM101 94V93H100ZM185 94V93H184ZM191 94V93H190ZM47 95L49 96V95H51V94H48L47 93ZM91 95V94H90ZM90 95L88 96V98L90 97ZM173 95H175L174 93H173ZM178 94L176 93V96H177ZM195 95V94H194ZM217 95V94H216ZM229 95V94H228ZM43 96V95H42ZM48 96H46L47 98H48ZM55 96H56V94H55ZM63 97H68V94H63L62 95ZM77 96V97H76ZM85 96V97H84ZM100 96V95H99ZM98 96V97H99ZM137 96V97H136ZM139 96V97H138ZM168 96V95H167ZM166 96V97H167ZM170 96H172L171 94H170ZM186 96V95H185ZM206 96V95H205ZM218 96H219V94H218ZM224 96V95H223ZM50 97V96H49ZM57 97V96H56ZM58 97H59V94H58ZM58 97H57V99H58ZM92 97V96H91ZM103 96H101V97H99V99L100 98H102ZM187 97V96H186ZM192 97H193V95H192ZM209 97V96H208ZM226 97V96H225ZM225 97H222V98H225ZM233 97H234V95H233ZM54 98V97H53ZM87 98V99H88ZM164 98H165V96H164ZM164 98H163V100H164ZM170 98V97H169ZM188 98V97H187ZM193 98H195V96L193 97ZM229 98H231L230 96H229ZM159 99V98H158ZM168 99V98H167ZM181 99H182V97H181ZM189 99V98H188ZM200 99V98H199ZM261 99V100H262ZM38 100V99H37ZM91 100V99H90ZM95 100V99H94ZM97 100V99H96ZM95 100V101H96ZM165 100H166V98H165ZM171 100H173L172 98H171ZM183 100H184V97H183ZM185 100H187V99H185ZM203 100V99H202ZM250 100V99H249ZM252 100V99H251ZM250 100V101H251ZM257 100H259V99H257ZM70 101V97H68V102H67V100H66V102L65 103H70L69 102ZM78 100H76V102H77ZM85 101V100H84ZM156 101V100H155ZM168 101V100H167ZM167 101L165 102V104L167 105ZM169 101H170V99H169ZM175 101V100H174ZM173 101V102H174ZM195 101H197V100H195ZM218 101V100H217ZM253 101V100H252ZM72 102V101H71ZM83 102V101H82ZM90 102V101H89ZM88 102V103H89ZM171 102V101H170ZM169 102V103H170ZM186 102V101H185ZM187 102H188V100H187ZM186 102V103H187ZM203 102V101H202ZM201 102V103H202ZM206 102V101H205ZM221 102V101H220ZM225 102V101H224ZM247 102H249V103H247ZM258 102V101H257ZM259 102H260V100H259ZM263 102V101H262ZM64 103V104H65ZM78 103V102H77ZM95 103V102H94ZM93 103V104H94ZM96 103H98V102H96ZM154 103V102H153ZM176 103H178V102H176ZM183 103V102H182ZM185 103V104H186ZM188 103H190V104H192V102H188ZM201 103H199V104H201ZM212 103V102H211ZM210 103V104H211ZM229 103V102H228ZM243 103V104H242ZM244 103H245V105H244ZM247 103V104H246ZM51 104V103H50ZM76 103H74V106L75 107H73L75 110H77L76 112H78V111H82V109L83 108H81V105L79 106H77V105H75ZM84 104V103H83ZM83 104H82V106H83ZM103 104V103H102ZM156 104V103H155ZM163 104V103H162ZM184 104V103H183ZM190 104H189V106L188 107H190ZM198 104V105H199ZM209 104V103H208ZM213 104V103H212ZM258 104V103H257ZM260 104V103H259ZM72 105V104H71ZM87 105V104H86ZM89 105V104H88ZM151 105V104H150ZM153 105V104H152ZM151 105V106H152ZM161 105V104H160ZM159 105V106H160ZM165 105V106H166ZM172 105V104H171ZM170 105V107H172ZM182 105V104H181ZM195 105H197V104H195ZM194 105V106H195ZM216 105V104H215ZM228 105V104H227ZM261 105V104H260ZM91 106V105H90ZM89 106V107H90ZM96 106V105H95ZM101 106V105H100ZM103 106H101V108L103 107ZM109 106V107H108ZM163 106V105H162ZM162 106H160V107H162ZM167 106H169V105H167ZM176 106V105H175ZM184 106V105H183ZM204 106H206V105H204ZM208 106V105H207ZM221 106H224V104L223 105H221ZM225 106H226V104H225ZM83 107H85V106H83ZM174 107V106H173ZM182 107V106H181ZM184 107H186V106H184ZM192 107V106H191ZM200 107H203L202 105L200 106ZM213 107V106H212ZM220 107V106H219ZM260 107V106H259ZM79 108H81V110L79 109ZM88 108V107H87ZM87 108H85V109H83L84 110V112H85V110H87ZM100 108V107H99ZM100 108V109H101ZM151 108V109H150ZM165 108V107H164ZM177 108V107H176ZM175 108V110L174 111H178L177 109L179 108H177L176 109ZM193 108V107H192ZM192 108H190V110H192ZM198 108V107H197ZM209 108V107H208ZM226 108V107H225ZM263 108V107H262ZM74 109H73V111H74ZM79 109V110H78ZM90 109V108H89ZM104 108H103V110H105ZM158 109V108H157ZM170 109V108H169ZM174 109V108H173ZM181 109V108H180ZM196 109V108H195ZM195 109H193V111H195ZM199 109H202V108H199ZM221 109H222V107H221ZM261 109V108H260ZM102 110V109H101ZM102 110V111H103ZM150 110V111H149ZM163 110V109H162ZM183 110V109H182ZM208 110V109H207ZM212 110V109H211ZM227 110V109H226ZM225 110V111H226ZM69 111V110H68ZM94 111V110H93ZM97 111V110H96ZM173 111V110H172ZM188 111V110H187ZM224 111V110H223ZM91 112L92 111H89V113L91 114ZM95 112V111H94ZM98 112V111H97ZM96 112V113H97ZM101 112V111H100ZM157 113L158 112H160L159 110L158 111H156ZM156 112H155V114H156ZM163 112V111H162ZM179 112V111H178ZM176 113V114H178L177 116H179V113ZM185 112V111H184ZM199 112H200V110H199ZM205 112V111H204ZM209 112V111H208ZM216 112H217V110H216ZM74 113V112H73ZM93 113V112H92ZM104 113V111L103 112H101V114H103ZM182 113V112H181ZM214 113V112H213ZM221 113H223V112H221ZM230 113V112H229ZM228 113V114H229ZM81 114V113H80ZM93 114H95V113H93ZM93 114H91L90 116H89V114L88 113H86L85 112V114H83L82 116L80 115L79 117H76V116H78V115H75V117H71V122H72V127L74 128V130H76V131H78L80 134H82L87 140H89L90 139V137H89V135H91L90 134V132H91V130L93 131L94 130V132L93 133H95L96 131H97V129H99V132L100 131H102V130H100L101 128H97V127H99V125H98V119L99 118H97V117H95V115L93 116ZM98 114H100V113H98ZM100 114V115H101ZM115 114V115H114ZM159 114V113H158ZM182 114H184V113H182ZM193 114V113H192ZM191 114V115H192ZM206 114V113H205ZM220 114V113H219ZM227 114V115H228ZM250 114H253L252 116L250 115ZM73 116H74V114H72ZM117 115V116H116ZM198 115V114H197ZM226 115V116H227ZM256 116L255 118L256 119H254L253 120V116ZM96 116H99V115H97L96 114ZM117 117V119H114V117ZM156 117H157V115H155ZM199 116H201V115H199ZM221 116V119L223 120V118L224 117H222V115H220ZM251 116V117H250ZM93 117H95V119L93 118ZM100 117V116H99ZM115 117V118H116ZM154 117V118H153ZM182 117V116H181ZM189 117H190V115H189ZM197 117V116H196ZM195 117V118H196ZM209 117V116H208ZM207 117V118H208ZM216 117V116H215ZM253 117V118H252ZM160 118V117H159ZM172 118V117H171ZM170 118V119H171ZM180 118V117H179ZM211 118V117H210ZM252 118V119H251ZM97 119V120H96ZM105 119L107 120V121H105ZM163 119V118H162ZM161 119V120H162ZM168 119H169V116H168ZM169 119V120H170ZM186 120H187V118H185ZM197 119V118H196ZM203 119H204V117H203ZM212 119H213V117H212ZM229 119H232L231 121H229ZM118 120V121H117ZM199 120V119H198ZM205 120H207V119H205ZM211 120V119H210ZM214 121H215V119H213ZM176 121V120H175ZM212 121V120H211ZM211 121H210V124H211ZM158 122V123H159ZM177 122V121H176ZM175 122V126L176 125H179L178 123H176ZM185 122H187V121H185ZM196 124L198 123V122H196V120L194 121ZM201 122V121H200ZM202 122H204V121H202ZM201 122V123H202ZM213 122V121H212ZM222 122H224V121H222ZM104 123H107V126L104 124ZM159 123V124H160ZM168 123V122H167ZM171 123V122H170ZM187 123H189V122H187ZM192 123V122H191ZM209 123V122H208ZM214 123V122H213ZM104 124V125H103ZM182 123H180V125H181ZM194 124V123H193ZM204 124H206V123H204ZM215 124H216V122H215ZM214 124V125H215ZM218 124V123H217ZM224 124V123H223ZM224 124V125H225ZM74 125V126H73ZM100 125V126H101ZM168 125V124H167ZM170 125V124H169ZM179 125V126H180ZM214 125H211V126H214ZM225 125V126H226ZM174 126V127H175ZM182 126V125H181ZM185 126H187V125H185ZM191 126V125H190ZM189 126V127H190ZM204 126V125H203ZM216 126V125H215ZM214 126V127H215ZM176 127H178V126H176ZM188 126H187V128H189ZM192 127V126H191ZM191 127L189 128L190 130L189 131H191ZM194 127V126H193ZM206 127V126H205ZM208 127V126H207ZM164 128V127H163ZM166 128V127H165ZM173 128V127H172ZM171 128V129H172ZM180 128V127H179ZM195 128H197V127H195ZM199 128V127H198ZM197 128V129H198ZM200 128H201V126H200ZM215 128H218V126H216ZM228 128H230V129H228ZM96 129V130H95ZM107 129H109V130H111V131H108ZM176 129H178V128H176ZM182 129V128H181ZM186 129V128H185ZM223 129V128H222ZM163 130V131H162ZM202 130V129H201ZM201 130H198V131H200L201 132ZM206 130V131H205ZM209 130V129H208ZM216 130V129H215ZM218 130V129H217ZM172 132H173V130H171ZM174 131H175V129H174ZM177 131V130H176ZM180 131V130H179ZM188 131V132H189ZM194 130L192 129V132L191 133H194L193 132ZM197 131V130H196ZM219 131V130H218ZM111 132V133H112ZM114 132H115V134H114ZM169 132H170V130H169ZM172 132L170 133V134H172ZM213 132H214V130H213ZM223 132V131H222ZM226 132H228V131H226ZM36 133V132H35ZM89 133V134H88ZM93 133H92V135H93ZM104 133V134H105ZM178 133V132H177ZM181 133H182V131H181ZM199 133V132H198ZM197 132H196V134H198ZM202 133V132H201ZM215 133V132H214ZM96 134H98V133H96ZM99 134H101V133H99ZM103 134V135H104ZM110 133H108V135H109ZM174 134V133H173ZM175 134H176V132H175ZM175 134H174V138L176 137L175 136ZM195 134V135H196ZM91 135V136H92ZM106 136H107V134H105ZM177 135H179V134H177ZM217 135V134H216ZM95 136V135H94ZM94 136H92L93 138H95ZM171 136V135H170ZM173 136V135H172ZM187 136H186V138H187ZM220 136H221V134H220ZM227 136H228V133H227ZM98 137V136H97ZM197 137V136H196ZM106 138H109V137H106ZM170 138V137H169ZM178 137H176V139H177ZM191 138V139H190ZM227 138H229V136L227 137ZM92 139V138H91ZM97 139V138H96ZM123 139L124 140H126V141H129L130 143H127V142H125V141H123ZM176 139H173V140H176ZM183 139V138H182ZM224 140H225V138H223ZM98 140V139H97ZM115 140V141H114ZM178 141H179V139H177ZM222 140V139H221ZM227 140V139H226ZM229 140V139H228ZM90 141V143L93 145V143L91 142V140H89ZM92 141L94 142V139H92ZM223 141V140H222ZM32 142V141H31ZM107 142H108V140H107ZM117 142V143H118ZM174 142V141H173ZM224 142V141H223ZM3 143V142H2ZM175 143V142H174ZM173 143V144H174ZM227 143H229V142H227ZM227 143H225V145L227 144ZM233 143V144H234ZM17 144V143H16ZM30 144H32V143H30ZM54 144V143H53ZM113 144V143H112ZM111 144V145H112ZM168 144H170V146H168ZM222 144H224V143H222L221 142V145ZM235 144V145H236ZM10 145V144H9ZM19 145V144H18ZM34 145V144H33ZM64 145V144H63ZM62 145V147H59L60 149L58 150H56L57 152H58V154H57V156H59L58 158H60V159H57V156H56V159H53L52 158V160L50 159L51 157H55V156H52V153H50L52 150V148H56L57 146H54V145H52V146H54V147H51L50 149H49V151L50 152H48L49 153V155L51 156H49L50 158V160H49V163H47L48 162V160H46V164H49L48 166H49V168L50 169H54L55 167H59L60 165H61V163L65 160V155L67 154L68 155V150H67V148H66V146L64 145L63 146ZM35 146H36V144H35ZM42 146V145H41ZM107 146V145H106ZM109 146V145H108ZM113 146V145H112ZM227 146V145H226ZM234 146V145H233ZM238 146V145H237ZM31 147H33L32 145H31ZM49 147V146H48ZM111 147V146H110ZM169 147H171L172 149H170ZM222 147V146H221ZM229 147H230V145H229ZM240 147V146H239ZM43 148V147H42ZM55 148H54V150H55ZM234 148V147H233ZM241 148V147H240ZM34 149V148H33ZM45 149H46V147H45ZM48 149H47V151H48ZM230 149H232V148H230ZM239 149V148H238ZM242 149V148H241ZM44 150V149H43ZM43 150H42V152H43ZM243 150H244V148H243ZM31 151H32V149H31ZM245 151V150H244ZM247 151V150H246ZM38 152V151H37ZM52 152H54V151H52ZM72 153H71V156L70 155H68V156H70V158L69 159H67V164H69V165H71V166H74V167H76V168H81L80 170H83V171H81V172H83L84 173V175L88 178H90L92 181H91V184L92 185H94L95 187H93L95 190L96 189H98L99 188V190L101 189V191L103 190L105 193H107L108 194V197H110V195H112L111 196V199H113L114 198V202L112 203L113 205L112 206H110L112 209H113V211L115 210L114 208H116V210L118 209V206H120L119 205V198H118V196H117V194L118 193H116V192H113L112 191V187H110V186H106V184H105V182L104 181H101L99 178H98V175H97V170L95 171L94 169H93V166H92V168L85 162V160H84V156L82 155V153H80L78 150H76V149H72V151H71ZM228 153V152H227ZM226 153V154H227ZM252 153H254V149H253V152ZM252 153L250 154V155H252ZM7 154V153H6ZM11 154V153H10ZM54 154H56V153H54ZM53 154V155H54ZM229 154V153H228ZM14 155V154H13ZM36 155V154H35ZM45 155V154H44ZM124 155V156H123ZM232 155V154H231ZM241 155V154H240ZM254 155V154H253ZM11 156V155H10ZM9 156V157H10ZM42 156H43V154H42ZM123 157L122 159H124V161H125V165L123 166V168L122 167H119L118 166V164L120 163L119 161L121 160L119 157ZM228 156V155H227ZM6 157V156H5ZM46 157H47V155H46ZM125 157V158H124ZM226 157V158H225ZM232 157V156H231ZM253 157V156H252ZM33 158V157H32ZM31 158V159H32ZM36 158V157H35ZM44 158H45V156H44ZM67 158V157H66ZM9 159V158H8ZM21 159V158H20ZM34 159V158H33ZM48 159V158H47ZM120 159V160H119ZM231 159L233 160V158H230V162H231ZM235 159V158H234ZM1 160V159H0ZM40 160V159H39ZM45 160V159H44ZM229 160V159H228ZM246 160V159H245ZM257 160V159H256ZM6 161V160H5ZM10 161V160H9ZM16 161V160H15ZM21 161V160H20ZM38 161V160H37ZM42 161V160H41ZM247 161V160H246ZM248 161H249V159H248ZM247 161V162H248ZM254 161V160H253ZM260 161V160H259ZM262 161V160H261ZM11 162V161H10ZM23 162V161H22ZM40 162V161H39ZM43 162V161H42ZM60 162V163H59ZM226 162H228V163H226ZM246 162V163H247ZM24 163V162H23ZM36 163V162H35ZM65 163H66V161H65ZM232 163V162H231ZM230 163V164H231ZM261 163V162H260ZM1 164V163H0ZM13 164V163H12ZM17 164H18V161H17ZM42 163H40V165H41ZM121 164V163H120ZM228 164V165H227ZM234 164H235V162H234ZM248 164V163H247ZM258 164V163H257ZM11 165V164H10ZM15 165V164H14ZM20 165V164H19ZM25 165V164H24ZM37 165V164H36ZM44 165H45V163H44ZM127 165V166H126ZM239 165V164H238ZM245 165V164H244ZM2 167H3V165H1ZM18 166V165H17ZM21 166V165H20ZM38 166V165H37ZM46 166V165H45ZM234 166V165H233ZM246 166V165H245ZM250 166V165H249ZM8 167V166H7ZM16 167V166H15ZM31 167H32V165H31ZM64 168H65V166H63ZM73 167V168H74ZM243 167V166H242ZM11 168V167H10ZM17 168V167H16ZM35 168V167H34ZM60 168V167H59ZM59 168H55V169H59ZM247 168V167H246ZM259 174L261 175V177L262 178H260V175H259V178L261 179L260 181L262 182V184L264 183L263 181H264V163H263V165H259ZM257 168V169H258ZM2 169V168H1ZM29 169H30V167H29ZM32 169V168H31ZM52 169V170H53ZM62 169V168H61ZM238 169V168H237ZM37 170V169H36ZM63 170V169H62ZM71 170H72V168H71ZM232 170V169H231ZM242 170V169H241ZM7 171V170H6ZM12 171V170H11ZM15 171V170H14ZM20 171V170H19ZM23 171V170H22ZM42 171V170H41ZM54 171H56V170H54ZM53 171V172H54ZM30 172V171H29ZM48 172H49V169H48ZM51 172V171H50ZM57 172V171H56ZM63 172V171H62ZM258 172V171H257ZM11 173V172H10ZM23 173V172H22ZM28 173V172H27ZM46 173H47V171H46ZM252 173V172H251ZM1 174V173H0ZM14 174V173H13ZM43 174H45V172L43 173ZM48 174V173H47ZM55 174V173H54ZM63 174V173H62ZM12 175V174H11ZM16 175V174H15ZM14 175V176H15ZM31 175V174H30ZM77 175V174H76ZM120 175H122V174H120ZM40 176H42V175H40ZM46 176V175H45ZM53 176V175H52ZM51 176V177H52ZM55 176V175H54ZM57 176V175H56ZM55 176V177H56ZM69 176V175H68ZM74 176V175H73ZM232 176H234V175H232ZM255 176V175H254ZM258 176V175H257ZM46 177H48V176H46ZM45 177V178H46ZM51 177H50V179H51ZM58 177V176H57ZM65 177H66V174H65ZM65 177H63V179L65 180L66 178ZM71 177V176H70ZM76 177V176H75ZM123 177V178H124ZM7 178V177H6ZM39 178V177H38ZM68 178V177H67ZM88 178V179H89ZM200 178V177H199ZM27 179V178H26ZM43 179V178H42ZM41 179V180H42ZM49 179V177L47 178V180ZM49 179V180H50ZM71 179V178H70ZM69 179V180H70ZM84 179V178H83ZM87 179V180H88ZM89 179V180H90ZM124 179V180H125ZM247 179V178H246ZM254 179V178H253ZM263 179V180H262ZM3 180V179H2ZM8 180V179H7ZM12 180V179H11ZM18 180V179H17ZM31 180V179H30ZM59 180H61V179H59ZM85 180H86V178H85ZM28 181V180H27ZM44 181V180H43ZM54 181H56V180H54ZM62 181V180H61ZM66 182H67V180H65ZM190 181V180H189ZM198 181V180H197ZM238 181V180H237ZM258 181H259V179H258ZM6 182V181H5ZM13 182V181H12ZM11 182V183H12ZM15 182V181H14ZM24 182V181H23ZM63 182V181H62ZM70 181H68L67 183H69ZM84 182V181H83ZM65 183V182H64ZM66 183V184H67ZM88 183H89V181H88ZM108 183V182H107ZM190 183V182H189ZM194 183V184H195ZM259 183V182H258ZM9 184V183H8ZM14 184V183H13ZM29 184V183H28ZM61 184H63V183H61ZM87 184V183H86ZM86 184H84V186L86 185ZM109 184H112V182L111 183H109ZM198 184H200V183H198ZM11 185V184H10ZM31 185V184H30ZM33 185H34V183H33ZM52 185V184H51ZM92 185H90V186H92ZM192 185H193V183H192ZM191 185V186H192ZM236 185V184H235ZM238 185V184H237ZM236 185V186H237ZM35 186H36V184H35ZM59 186H60V184H59ZM63 186V185H62ZM82 188H83V183H82ZM87 186H89V185H87ZM124 186L125 185H122V186H119V190L122 192V194L124 193L125 195H126V197L128 198V199H132L133 200V202L134 203H136V205H138V203L136 202V201H134V197L128 192H126L125 191V189H124ZM194 186V185H193ZM196 186H197V183H196ZM196 186H195V188H196ZM235 186V187H236ZM239 186V185H238ZM258 186H260V185H258ZM264 186V185H263ZM29 187V186H28ZM28 187H27V189H28ZM42 187V186H41ZM40 187V188H41ZM56 187V186H55ZM66 187V186H65ZM98 187V188H97ZM262 187V186H261ZM261 187H260V189H261ZM5 188V187H4ZM7 188H9V187H7ZM47 188V187H46ZM49 188V187H48ZM53 188V187H52ZM69 188V187H68ZM85 188H86V186H85ZM188 188H189V184H188ZM240 188H242V187H240ZM258 188V187H257ZM15 189V188H14ZM13 189V190H14ZM33 189V188H32ZM39 189V188H38ZM70 189V188H69ZM71 189H72V187H71ZM84 189V188H83ZM89 189H90V191H91V187H89ZM193 189H194V187H193ZM232 189H234V191H232ZM256 189V188H255ZM7 190V189H6ZM12 190V189H11ZM11 190H10V192H11ZM16 190V189H15ZM48 190V192L47 191H45L46 193H49L50 191V189H47ZM51 190H53V189H51ZM67 190V189H66ZM86 190H88V189H86ZM85 190V191H86ZM192 190V189H191ZM196 190H197V188H196ZM196 190H194V191H196ZM259 190V189H258ZM22 190H20V192H21ZM25 191H28V190H26L25 189ZM30 191H32V190H29V193H30ZM38 191V190H37ZM101 191L99 192V193H101ZM201 190H199V192H200ZM238 191V190H237ZM261 191V190H260ZM9 192V193H10ZM19 192V193H20ZM43 192V191H42ZM70 192V191H69ZM88 192L89 191H87V193H86V196L88 197V199L90 198V196H88V195H91V194H88ZM93 192V191H92ZM169 192V193H168ZM172 192V193H173ZM198 192V193H199ZM240 192V191H239ZM262 192V191H261ZM37 193V192H36ZM51 193V195H52V192H50ZM57 193L59 194V191H57ZM56 193V194H57ZM61 193V192H60ZM68 193V192H67ZM66 193V194H67ZM75 193V192H74ZM79 193V192H78ZM91 193V192H90ZM103 193V192H102ZM101 193V194H102ZM105 193H103V194H105ZM110 193V194H109ZM116 193V194H115ZM195 193V192H194ZM256 193H257V191H256ZM4 194V193H3ZM39 193H37L36 194V196L38 195ZM57 194V195H58ZM63 194H65L64 192H63ZM62 194V195H63ZM65 194V195H66ZM72 194H73V192H72ZM76 194V193H75ZM88 194V195H87ZM94 194V196L95 197H97L96 196V194L95 193H93ZM92 194V195H93ZM106 194V195H107ZM191 194H192V192H191ZM232 194V196H234ZM240 194V193H239ZM258 194V193H257ZM264 194V193H263ZM262 194V195H263ZM1 195V194H0ZM15 195V194H14ZM18 195V194H17ZM20 195V194H19ZM30 195V194H29ZM31 195H33V192H32V194ZM45 195V194H44ZM47 195V194H46ZM54 195V194H53ZM61 195V194H60ZM64 195V196H65ZM71 195V194H70ZM78 195V194H77ZM76 195V196H77ZM80 195V194H79ZM97 195H99V194H97ZM113 195H114V197H113ZM167 195V196H168ZM186 195H188V194H186ZM194 195V194H193ZM260 195V194H259ZM11 196V195H10ZM27 196H28V194H27ZM34 196V195H33ZM39 196V195H38ZM42 196V195H41ZM47 196H49V195H47ZM46 196V197H47ZM55 196V195H54ZM69 196V195H68ZM81 196H82V194H81ZM80 196V198L82 199V197ZM86 196H84L85 198H86ZM103 196H105V195H103ZM166 196V197H167ZM170 196V195H169ZM230 196V195H229ZM16 197V196H15ZM31 197V196H30ZM44 197V196H43ZM45 197V198H46ZM57 197H59V196H57ZM62 197V196H61ZM79 197V196H78ZM95 197H92V198H94L95 199ZM113 197V198H112ZM175 197V196H174ZM192 197V196H191ZM224 197V198H223ZM228 197V196H227ZM258 197H260V196H258ZM264 197V196H263ZM4 198V197H3ZM6 198V197H5ZM26 198V197H25ZM28 198H29V196L27 197V201H29L28 200ZM35 198H37V197H35ZM38 198H40V197H38ZM38 198H37V200H38ZM56 199L55 197L53 198V197H50V200H52V199ZM60 198V197H59ZM69 198V197H68ZM71 198H72V196H71ZM104 200L103 201H106L105 203H107V200H105V198L104 197H102ZM164 198V197H163ZM170 198H172V195L170 196ZM169 198V202H170V199ZM177 198V197H176ZM182 198V200H183V197H181ZM181 198H180V200H181ZM188 198V197H187ZM229 198V197H228ZM227 198V199H228ZM232 198V197H231ZM239 198V197H238ZM241 198V197H240ZM1 199H2V197H1ZM8 199V198H7ZM7 199H5L7 202L9 201L10 202V200H7ZM15 199H17V197L15 198ZM19 199V198H18ZM22 199V198H21ZM20 199V200H21ZM41 199H42V197H41ZM49 199V198H48ZM46 200V199H44V200H46V201H50V200ZM58 199V198H57ZM61 199H63V201L66 199H64V198H61ZM60 199V200H61ZM100 200H101V198H99ZM111 199H108V200H111ZM130 199V200H131ZM167 199H168V197H167ZM172 199H174V198H172ZM178 199V198H177ZM189 199V198H188ZM192 199V198H191ZM197 199V200H196ZM233 199V198H232ZM242 199V198H241ZM263 199V198H262ZM20 200H16V201H20ZM31 200H33V199H31ZM37 200L36 201H34L33 200V202H35V204L36 203H38L37 202ZM43 200V199H42ZM41 200V201H42ZM67 200V199H66ZM76 200V199H75ZM83 200H84V198H83ZM82 200V204H85V202ZM181 200V201H182ZM190 200V199H189ZM223 200V201H222ZM26 201V200H25ZM24 201V202H25ZM45 201V202H46ZM53 201V200H52ZM62 201V202H63ZM68 201V200H67ZM66 201V202H67ZM71 201H72V199H71ZM74 201V200H73ZM168 201V200H167ZM174 201H175V199H174ZM185 201V200H184ZM187 201L188 200H186V204H189V203H187ZM201 201V200H200ZM230 201V200H229ZM235 201V200H234ZM5 202V201H4ZM23 202V201H22ZM22 202H20V203H22ZM23 202V203H24ZM30 202H32V201H30ZM32 202V203H33ZM43 202V201H42ZM51 202V201H50ZM54 203H55V201H53ZM57 202V201H56ZM62 202H60V203H62ZM89 202H91V201H89ZM88 201H87V203H89ZM94 202H95V200H94ZM93 202V203H94ZM166 202V201H165ZM165 202H163V203H165ZM176 202H178L177 200H176ZM183 202V201H182ZM190 202V201H189ZM205 201H203L202 203H204ZM207 202V203H208ZM222 202V203H221ZM239 202V201H238ZM15 203V202H14ZM26 204H27V202H25ZM39 203H41V202H39ZM47 203V202H46ZM53 203V204H54ZM59 203V202H58ZM59 203V204H60ZM72 203H74V202H72ZM99 203L101 204V202L99 201ZM109 203V202H108ZM154 203V204H153ZM171 203H173L172 202V200H171ZM175 203V202H174ZM181 203V202H180ZM192 203V202H191ZM198 203H200V202H198ZM227 203H229V202H227ZM248 203V202H247ZM18 204V203H17ZM43 204V203H42ZM55 204H57V203H55ZM54 204V205H55ZM76 204V203H75ZM79 204H80V202H79ZM78 204V205H79ZM81 204V205H82ZM97 204V203H96ZM99 204V205H100ZM109 204H111V203H109ZM148 204V203H147ZM161 204H162V202H161ZM179 204V203H178ZM193 205H194V203H192ZM201 204V203H200ZM235 204V203H234ZM20 205V204H19ZM32 205V204H31ZM37 205V204H36ZM46 205V204H45ZM51 205V204H50ZM65 204H63V206H64ZM68 205H69V203H68ZM91 205V204H90ZM95 205V204H94ZM93 205V206H94ZM98 205V206H99ZM105 205V204H104ZM104 205H101L102 207L104 206ZM107 205V207L109 206L108 204H106ZM126 205V204H125ZM159 205V204H158ZM166 205V204H165ZM172 205V204H171ZM175 205V204H174ZM224 205V204H223ZM240 205V204H239ZM243 205V204H242ZM2 206V205H1ZM15 206V205H14ZM22 206V205H21ZM29 206V205H28ZM34 206V205H33ZM40 206V205H39ZM52 206V205H51ZM62 206V207H63ZM67 206V205H66ZM70 206V205H69ZM77 206V205H76ZM84 206V205H83ZM86 206V205H85ZM85 206H84V209H82L81 208V210H85ZM97 206V207H98ZM150 206V205H149ZM186 206H188V205H185V207ZM192 207V205L190 204L189 205V207H187V209H189V208H191ZM195 206V205H194ZM201 206H202V204H201ZM200 206V207H201ZM206 206V205H205ZM227 207L229 206V205H226ZM231 206V205H230ZM235 206V205H234ZM18 207V206H17ZM31 207V206H30ZM37 207V206H36ZM53 207V206H52ZM70 207H72V206H70ZM88 207H90L89 205H88ZM87 207V210L89 209V211L91 210L90 208L92 207V205H91V207L90 208H88ZM94 207H96V206H94ZM94 207H93V209H94ZM96 207V208H97ZM100 207V206H99ZM102 207H100V210H101V208ZM104 207H106V206H104ZM106 207V208H107ZM110 207H109V209H110ZM178 207H180V206H178ZM184 207V206H183ZM197 207V206H196ZM195 207V208H196ZM198 207H199V204H198ZM207 207H208V205H207ZM225 207V206H224ZM232 207V206H231ZM230 207V208H231ZM245 207H246V205H245ZM19 208V207H18ZM47 208V207H46ZM49 208V207H48ZM48 208H47V210H48ZM64 208H65V206H64ZM64 208H63V210H64ZM67 208H69V207H67ZM67 208H66V210H67ZM74 208H75V205H74ZM105 208V209H106ZM124 208V207H123ZM177 207H175V209H176ZM203 208V207H202ZM205 208V207H204ZM9 209V208H8ZM26 209H27V207H26ZM29 209V208H28ZM59 209H61V208H59ZM173 209V208H172ZM181 209V208H180ZM197 209V208H196ZM198 209H200V208H198ZM208 209H209V207H208ZM222 209H224L223 207H222ZM231 209H233V208H231ZM230 209V210H231ZM235 209V208H234ZM233 209V210H234ZM1 210V209H0ZM3 210V209H2ZM21 210V209H20ZM22 210H23V208H22ZM57 210H58V208H57ZM56 210V211H57ZM74 210V209H73ZM72 210V211H73ZM77 210H79V208L77 207ZM76 210V208H75V212L77 211ZM100 210H97L96 209V211L95 212H100ZM104 210V209H103ZM111 210V209H110ZM109 210V211H110ZM119 210V209H118ZM120 210H121V208H120ZM119 210V211H120ZM124 210V209H123ZM154 210H155V208H154ZM174 210V209H173ZM192 210V209H191ZM225 210H226V208H225ZM239 210V209H238ZM237 210V211H238ZM242 210H243V208H242ZM18 211V210H17ZM16 211V212H17ZM43 211V210H42ZM49 211V210H48ZM48 211H46V212H48ZM55 211V212H56ZM62 211V210H61ZM60 211V213H62ZM107 211V210H106ZM122 211V210H121ZM176 211H178V210H176ZM188 211V210H187ZM193 211H194V209H193ZM197 211V214H198V210H196ZM195 211V212H196ZM212 211V210H211ZM220 211V210H219ZM232 211V210H231ZM14 212V211H13ZM19 212V211H18ZM24 212H25V210H24ZM23 212V213H24ZM27 212V211H26ZM25 212V213H26ZM31 212H33L32 210H31ZM35 212V211H34ZM40 212H41V210H40ZM51 212V211H50ZM79 212V211H78ZM81 212V216L80 217H82V212H84V211H80ZM87 212V211H86ZM92 213H93V215L92 216H94V212H93V210L91 211ZM101 212H102V210H101ZM105 212V211H104ZM111 212H112V210H111ZM155 212V211H154ZM164 212V211H163ZM172 212V211H171ZM171 212H170V209H169V213L171 214ZM174 212V211H173ZM189 212H190V210H189ZM203 212V211H202ZM210 212V211H209ZM2 213H4V212H2ZM21 213V212H20ZM58 213V212H57ZM63 213H64V211H63ZM126 213V212H125ZM157 213V212H156ZM165 213V212H164ZM163 213V214H164ZM177 213V212H176ZM185 213V212H184ZM205 213V212H204ZM221 213H222V211H221ZM230 214H231V212H229ZM0 214H1V211H0ZM15 214V213H14ZM22 214V213H21ZM32 214V213H31ZM30 214V215H31ZM37 215L36 216H38V214L39 213H36ZM41 214V216H42V213H40ZM39 214V215H40ZM45 214V213H44ZM54 214V213H53ZM67 214V213H66ZM70 214V213H69ZM74 214V213H73ZM73 214L72 215H70V216H72L73 217ZM84 214H85V212H84ZM87 214H89V213H87ZM86 214V216H88ZM101 214V213H100ZM110 214V213H109ZM111 214H114L113 212L111 213ZM111 214L109 215V216H111ZM122 214V213H121ZM158 214V213H157ZM174 215H175V213H173ZM187 214V213H186ZM195 214V213H194ZM224 214V213H223ZM223 214H221V215H223ZM3 215V214H2ZM5 215V214H4ZM8 215V214H7ZM26 215H28V214H26ZM25 215V216H26ZM57 215V214H56ZM59 215V214H58ZM63 215V214H62ZM64 215H65V213H64ZM79 215V214H78ZM106 215V214H105ZM159 215V214H158ZM158 215H157V218H158V220L159 221H157V222H159L161 225H162V228L164 229V230H166L167 231V229L170 227V225H169V227L168 228H166L167 227V225L165 224V226L162 224V222L160 221V219L161 218H163V217H161L160 219H159V217H158ZM168 215V214H167ZM177 215V214H176ZM192 215V214H191ZM190 215V216H191ZM200 215V214H199ZM198 215V216H199ZM211 215H213V214H211ZM210 215V216H211ZM214 215H215V213H214ZM213 215V216H214ZM219 215V214H218ZM1 216V215H0ZM15 216V215H14ZM47 216V215H46ZM45 216V217H46ZM77 216V215H76ZM98 216V215H97ZM96 216V218H100L101 216H102V214H101V216L99 217H97ZM104 216V215H103ZM108 216V217H109ZM120 216V215H119ZM125 216V215H124ZM128 216V215H127ZM152 216V215H151ZM178 216V215H177ZM189 216V215H188ZM216 216V215H215ZM225 216V215H224ZM227 216H228V214H227ZM22 217V216H21ZM33 217H34V213H33ZM32 217V218H33ZM44 217V216H43ZM44 217V218H45ZM56 217V216H55ZM58 217V216H57ZM65 217H68V216H65ZM74 217H75V215H74ZM121 217H123V216H121ZM133 217V216H132ZM205 217V216H204ZM229 217H231L230 215H229ZM12 218V217H11ZM20 218V217H19ZM26 218V217H25ZM28 218V217H27ZM35 218V217H34ZM51 218V217H50ZM69 218V217H68ZM83 219H84V216L82 217ZM87 219H88V217H86ZM85 218V219H86ZM102 218V217H101ZM106 218V216L104 217V219ZM210 218V217H209ZM216 218H217V216H216ZM2 219H3V217H2ZM38 219H41V217H39ZM48 219V218H47ZM46 219V220H47ZM52 219H54V217L53 218H51V220ZM64 219V218H63ZM62 218H61V220H63ZM71 218H69V220H70ZM72 219H74V218H72ZM71 219V220H72ZM79 219V218H78ZM93 219H95V217L94 218H92L91 220H92V222H94L93 221ZM108 219V218H107ZM106 219V220H107ZM119 219V218H118ZM132 219V218H131ZM154 219H155V217H154ZM202 219V218H201ZM213 219V218H212ZM228 219V218H227ZM230 219V218H229ZM4 220V219H3ZM10 220V219H9ZM19 220V219H18ZM32 219H30L29 218V221H31ZM35 220L36 219H34V222H35ZM43 220V219H42ZM41 220V221H42ZM75 220V219H74ZM101 219H99V221H100ZM103 220V219H102ZM122 221H123V219H121ZM173 220V219H172ZM192 220V219H191ZM218 220V219H217ZM28 221V220H27ZM26 221V222H27ZM38 221V220H37ZM44 221H45V219H44ZM44 221H42L43 223H44ZM47 221H49V220H47ZM79 221V220H78ZM78 221H76L77 223H78ZM81 221V220H80ZM85 222H86V220H84ZM84 221H81V222H84ZM95 221H96V219H95ZM98 221V220H97ZM109 221H111V220H109ZM167 221V220H166ZM175 221H177V220H175ZM226 221V220H225ZM229 221V220H228ZM16 222V221H15ZM22 222V221H21ZM42 222H37V223H39V225L42 223ZM50 222V221H49ZM48 222V223H49ZM52 222V221H51ZM50 222V223H51ZM57 222V221H56ZM64 222H65V220H64ZM72 222V221H71ZM71 222H69V223H71ZM73 222H75V221H73ZM89 222V221H88ZM91 222V223H92ZM101 222V221H100ZM107 222V221H106ZM106 222L104 223V224H106ZM119 222V221H118ZM124 222H126V221H124ZM168 222V221H167ZM173 223H174V221H172ZM185 222V221H184ZM183 222V223H184ZM8 223V222H7ZM6 223V224H7ZM17 223V222H16ZM32 223H33V221H32ZM45 223H46V221H45ZM48 223L46 224V226H48ZM53 223V222H52ZM66 223H68V221L66 222ZM68 223V224H69ZM77 223H75V224H77ZM90 223V222H89ZM89 223H88V225H89ZM95 223V222H94ZM94 223H92V224H94ZM98 223V222H97ZM103 223V222H102ZM111 223V222H110ZM117 223V222H116ZM123 223V222H122ZM169 223V222H168ZM181 223V222H180ZM191 223V222H190ZM200 223H202V222H200ZM210 223V222H209ZM225 223V222H224ZM15 224V223H14ZM20 225H21V223H19ZM18 224V225H19ZM31 224V223H30ZM54 224V223H53ZM59 224V223H58ZM64 224V223H63ZM72 224V223H71ZM86 224V223H85ZM84 223H83V225H85ZM118 224V223H117ZM157 224V223H156ZM176 224V223H175ZM185 224V223H184ZM197 224V223H196ZM208 224V223H207ZM9 225V224H8ZM20 225H19V227H20ZM25 225V224H24ZM32 225H34V224H32ZM35 225H36V223H35ZM45 224H42V226H44ZM51 225V224H50ZM49 225V227H53V226H56V225H52V226H50ZM78 225V224H77ZM79 225H81L80 223H79ZM91 225V224H90ZM110 226H111V224H109ZM121 225H124L125 226V224H121ZM120 225V226H121ZM159 225V224H158ZM10 226V225H9ZM17 226V225H16ZM46 226H44V227H46ZM61 227H62V225H60ZM59 226V227H60ZM63 226H65V225H63ZM93 226V228H94V225H92ZM104 226V225H103ZM117 225H115V227H116ZM185 226V225H184ZM201 226V225H200ZM215 226V225H214ZM218 226V225H217ZM223 226V225H222ZM2 227V226H1ZM14 227V226H13ZM24 227V226H23ZM35 227V226H34ZM40 227V226H39ZM43 227V228H44ZM46 228V229H49V231L48 232H50V228ZM58 227V228H59ZM72 227V226H71ZM75 227V226H74ZM89 227H91V226H89ZM89 227H88V230H90L89 229ZM97 227V226H96ZM98 227H100V226H98ZM109 227V226H108ZM112 227H113V225H112ZM115 227H114V229H115ZM132 227V226H131ZM172 227V226H171ZM182 227V226H181ZM208 227V226H207ZM211 227V226H210ZM33 228V227H32ZM43 228H42V230H43ZM66 228L68 229V227L66 226ZM79 228V227H78ZM87 228V227H86ZM110 228V227H109ZM118 228V227H117ZM127 228V227H126ZM128 228H129V226H128ZM153 228V227H152ZM174 228V227H173ZM172 228V229H173ZM184 227H182V229H183ZM186 228V227H185ZM184 228V229H185ZM191 228V227H190ZM4 229V228H3ZM26 229V228H25ZM35 229V228H34ZM40 229V228H39ZM66 229V230H67ZM73 229V228H72ZM76 229V228H75ZM79 229H81V228H79ZM78 229V230H79ZM83 229V228H82ZM81 229V230H82ZM94 229H96V228H94ZM93 229V230H94ZM98 229V228H97ZM107 229V228H106ZM105 229V230H106ZM111 229V228H110ZM121 229V228H120ZM133 229V228H132ZM205 229H207V228H205ZM212 228H210V230H211ZM23 230V229H22ZM21 230V231H22ZM44 230H45V228H44ZM58 230V229H57ZM56 230V231H57ZM65 230V229H64ZM64 230H62L63 232H64ZM69 230H71V229H69ZM74 230V229H73ZM81 230H79V231H81ZM87 230V231H88ZM116 230V229H115ZM126 230V229H125ZM125 230H123V232L125 231ZM129 230V229H128ZM179 230V229H178ZM194 230V229H193ZM203 230V229H202ZM208 230V229H207ZM6 231V230H5ZM16 231V230H15ZM30 231H32V230H30ZM29 231V232H30ZM38 231V230H37ZM55 231V232H56ZM78 231V232H79ZM86 231V230H85ZM86 231V233H88ZM97 231V230H96ZM107 231H109V229L107 230ZM121 230H119V232H120ZM130 231V230H129ZM173 231H174V229H173ZM177 231V230H176ZM180 231V230H179ZM188 231V230H187ZM1 232V231H0ZM14 232V231H13ZM26 232V231H25ZM28 232V233H29ZM39 232V231H38ZM43 232V231H42ZM46 232V231H45ZM52 232V231H51ZM59 232V231H58ZM113 232V234L116 232H114V231H112ZM112 232H111V235H112ZM122 232V231H121ZM140 232V231H139ZM175 232V231H174ZM173 232V233H174ZM204 232V231H203ZM206 232V231H205ZM210 232V231H209ZM217 232V231H216ZM219 232H221V231H219ZM10 233V232H9ZM37 233V232H36ZM52 233H54V229H53V232ZM61 233V232H60ZM59 233V234H60ZM65 233V232H64ZM63 233V234H64ZM73 233V232H72ZM82 233H84V232H82ZM97 233L99 234H97V236H99V239H100V241H102L103 242V244H105V245H107L108 244V242H109V240H108V236H110V234L108 235V233L106 232V231H104V229H102L101 227H100V229L97 231ZM170 233V232H169ZM184 233V232H183ZM190 233V232H189ZM218 233V232H217ZM48 234H50V233H48ZM66 234V233H65ZM69 234H70V231H69ZM74 235H73V237L75 236V231H74V233H73ZM121 234H123V233H121ZM175 234V233H174ZM186 234V233H185ZM201 234V233H200ZM210 234V233H209ZM6 235H7V233H6ZM8 235H10V234H8ZM15 235V234H14ZM13 235V236H14ZM53 235V234H52ZM56 235V234H55ZM68 235V234H67ZM71 235V234H70ZM78 235H79V233H78ZM82 235H84V234H82ZM87 235V234H86ZM94 235V234H93ZM93 235H92V237H93ZM188 235V234H187ZM211 235V234H210ZM214 235V234H213ZM218 235V234H217ZM11 236V235H10ZM17 236H18V234H17ZM23 236H25V235H23ZM46 236V235H45ZM48 236V235H47ZM62 236V235H61ZM60 236V237H61ZM85 236V235H84ZM89 236V235H88ZM122 236V235H121ZM123 236H126V235H123ZM122 236V237H123ZM133 236V235H132ZM145 236V235H144ZM200 236V235H199ZM212 236V235H211ZM0 237H1V235H0ZM3 237V236H2ZM50 237H51V235H50ZM63 237V236H62ZM79 237V236H78ZM77 237V238H78ZM82 237V236H81ZM113 237H115V236H113ZM120 237V236H119ZM134 237V236H133ZM206 237V236H205ZM214 237V236H213ZM212 237V238H213ZM52 238V237H51ZM68 238H70V237H68ZM85 238H87V237H85ZM116 238V237H115ZM147 238H148V236H147ZM202 238V237H201ZM1 239V238H0ZM6 239V238H5ZM11 239V238H10ZM28 239V238H27ZM26 239V240H27ZM31 239V238H30ZM37 239V238H36ZM43 239V238H42ZM53 239V238H52ZM61 239H63V238H61ZM61 239L59 240L60 241V243H61ZM80 239V238H79ZM89 239H92V238H89ZM98 239V240H99ZM118 239V238H117ZM126 239V238H125ZM128 239V238H127ZM155 239V238H154ZM199 239H200V237H199ZM206 239V238H205ZM211 239V238H210ZM7 240V239H6ZM47 240V239H46ZM49 240V239H48ZM68 240V239H67ZM73 240V239H72ZM76 239H74V241H75ZM88 240V239H87ZM97 240V239H96ZM123 240H124V238H123ZM136 240V239H135ZM163 240V239H162ZM213 240V239H212ZM218 240L220 241L221 239H219L218 238ZM3 241H4V239H3ZM9 241V240H8ZM14 241V240H13ZM28 241V240H27ZM51 241V240H50ZM49 241V242H50ZM56 241H58V240H56ZM80 240H78V242H79ZM99 241V242H100ZM117 241H119V240H117ZM125 241H127V240H125ZM137 241V240H136ZM202 241V240H201ZM10 242V241H9ZM35 242V241H34ZM43 242H45V241H43ZM68 242V241H67ZM81 242H84V241H82L81 240ZM94 242H95V240H94ZM110 242H111V240H110ZM116 242V241H115ZM154 242V241H153ZM194 242V241H193ZM214 242V241H213ZM5 243V242H4ZM3 243V244H4ZM7 243V242H6ZM33 243V242H32ZM41 243V242H40ZM54 243V242H53ZM65 243V242H64ZM63 243V244H64ZM73 243V242H72ZM75 243V242H74ZM88 243H89V241H88ZM101 243V242H100ZM113 243V242H112ZM112 243L111 244H109V245H112ZM118 243V242H117ZM116 243V244H117ZM119 243H122V240H121V242H119ZM126 243V242H125ZM129 243V242H128ZM215 243V242H214ZM1 244V243H0ZM29 244V243H28ZM31 244V243H30ZM42 244V243H41ZM46 244V243H45ZM50 244H52V243H50ZM67 244V243H66ZM96 244H97V242H96ZM102 244V245H103ZM124 244V243H123ZM151 244H152V241H151ZM159 244V243H158ZM160 244H161V242H160ZM165 244V243H164ZM26 245V244H25ZM54 245H56V242L54 243ZM58 245V244H57ZM56 245V246H57ZM74 245V244H73ZM76 245V244H75ZM77 245H78V243H77ZM76 245V246H77ZM80 245V244H79ZM82 245H83V243H82ZM80 246V247H82L83 248V246ZM84 245H87V243H85ZM91 245V244H90ZM102 245H100L101 246V249L102 250H100V251H103V250H105V248H106V246L104 245L103 247H102ZM109 245H107L108 247H109ZM120 245V244H119ZM126 245H127V243H126ZM126 245L124 246L125 248L124 249H126ZM147 245V244H146ZM166 245V244H165ZM182 245L183 244H177V247L174 245V247H176V249L179 251L180 250V248H183L182 247ZM12 246H13V244H12ZM21 246V245H20ZM59 246H61V245H59ZM89 246V245H88ZM93 246V245H92ZM91 246V247H92ZM98 246V245H97ZM118 246V245H117ZM154 246V245H153ZM153 246H152V248H153ZM181 246V247H180ZM6 247H8V246H6ZM19 247V246H18ZM62 247V246H61ZM69 246H67V248H68ZM73 247H75V246H73ZM78 247V246H77ZM87 247V246H86ZM91 247H89V248H91ZM111 247V246H110ZM112 247H114V245L112 246ZM119 247V246H118ZM123 247V246H122ZM144 247V246H143ZM156 247V246H155ZM191 247V246H190ZM13 248V247H12ZM17 248V247H16ZM45 248V247H44ZM55 248H57V247H55ZM64 247H62V249H63ZM85 248V247H84ZM99 248V247H98ZM104 248V249H103ZM120 248H121V245H120ZM161 248V247H160ZM54 249V248H53ZM58 249V248H57ZM56 249V250H57ZM59 249H61V248H59ZM61 249V250H62ZM69 249V248H68ZM75 249H77V248H75ZM79 249H81V248H79ZM87 249V248H86ZM86 249H81L82 251H85ZM100 249V248H99ZM116 249V248H115ZM124 249L123 250H121L122 252L124 251ZM129 249V248H128ZM148 249V248H147ZM154 249V248H153ZM185 249V248H184ZM199 249H200V247H199ZM3 250H4V248H3ZM12 250V249H11ZM16 250V249H15ZM25 250V249H24ZM74 249L72 248V251H73ZM80 250V251H81ZM88 250H90V249H88ZM91 250H92V248H91ZM96 250V249H95ZM94 247H93V253H94ZM107 251H108V248L106 249ZM106 250H105V253H106ZM174 251H177V250H175V249H173ZM182 250V249H181ZM201 250V249H200ZM1 251V250H0ZM29 251V250H28ZM36 251V250H35ZM53 251V250H52ZM75 251V250H74ZM77 251V250H76ZM75 251V252H76ZM87 251V250H86ZM117 251V250H116ZM121 251L119 250L118 252V254L120 255V253H121ZM126 251V250H125ZM139 251V250H138ZM141 251V250H140ZM149 251V250H148ZM212 251V250H211ZM13 252V251H12ZM44 252H46V251H44ZM54 252V251H53ZM62 252V251H61ZM65 252V251H64ZM88 252V251H87ZM86 252V253H87ZM92 252V251H91ZM99 252V251H98ZM109 252V251H108ZM107 252V253H108ZM149 252H151V251H149ZM156 252V251H155ZM159 252V251H158ZM207 252H208V250H207ZM16 253V252H15ZM29 252H27V254H28ZM50 253V252H49ZM81 253V252H80ZM89 253V252H88ZM87 253V254H88ZM93 253H91L92 255H93ZM105 253H104V255H105ZM133 253V252H132ZM138 253V252H137ZM136 253V254H137ZM141 253H142V251H141ZM153 253V252H152ZM151 253V254H152ZM177 253V252H176ZM183 253V252H182ZM1 254V253H0ZM23 254V253H22ZM51 255H52V253H50ZM63 254V253H62ZM61 254V255H62ZM75 254V253H74ZM77 254V253H76ZM83 254V253H82ZM86 254V255H87ZM90 254V255H91ZM95 254V253H94ZM98 254V253H97ZM96 254V255H97ZM100 254H101V252H100ZM103 254V253H102ZM115 254H117V252H115ZM122 254V253H121ZM123 254H124V252H123ZM122 254V255H123ZM126 254V253H125ZM131 254V253H130ZM154 254V253H153ZM153 254H152V256H153ZM159 254V253H158ZM171 254V253H170ZM185 254V253H184ZM194 254V253H193ZM6 255V254H5ZM10 255H11V252H10ZM14 255V254H13ZM17 255V254H16ZM16 255H14V256H16ZM60 255V254H59ZM64 255V254H63ZM71 255V254H70ZM70 255H67V256H70ZM78 255V254H77ZM103 255V256H104ZM107 255H109V257L111 256V253L110 254H107ZM112 255H113V253H112ZM121 255V256H122ZM133 255H134V253H133ZM174 255V254H173ZM1 256V255H0ZM23 256V255H22ZM30 256V255H29ZM29 256H28V258H29ZM47 256V255H46ZM52 256H54V255H52ZM84 256V255H83ZM102 256V257H103ZM116 256V255H115ZM114 256V257H115ZM145 256V255H144ZM150 256V255H149ZM148 256V257H149ZM156 256V255H155ZM159 256V255H158ZM182 256V255H181ZM32 257V256H31ZM49 257V256H48ZM71 257V256H70ZM72 257H73V255H72ZM75 257H77V256H75ZM75 257H73L74 258V260L77 262V260L78 259H80L79 257H78V259L76 260L75 259ZM82 257V256H81ZM93 257H94V255H93ZM96 257H99V256H96ZM105 257V256H104ZM107 257V256H106ZM114 257H112L113 259H114ZM117 257H118V255H117ZM123 257V256H122ZM130 257V256H129ZM132 257V256H131ZM135 257V256H134ZM136 257H138L137 255H136ZM140 257V256H139ZM170 257V256H169ZM174 257V256H173ZM171 258V259H174V258ZM194 257V256H193ZM1 258V257H0ZM3 258V257H2ZM16 258V257H15ZM34 258V257H33ZM45 258V257H44ZM83 258V257H82ZM81 258V259H82ZM91 258V257H90ZM146 258V257H145ZM168 258V257H167ZM175 258H176V256H175ZM183 258V257H182ZM203 258V257H202ZM12 259V258H11ZM43 259V258H42ZM47 259V258H46ZM67 259H69V257L67 258ZM80 259V260H81ZM84 259V258H83ZM87 258H85V260H86ZM93 259H95V258H93ZM100 259V258H99ZM107 259H109L108 257H107ZM124 259H125V257H124ZM135 259V258H134ZM149 259V258H148ZM150 259H152V257L150 258ZM149 259V260H150ZM157 259V258H156ZM188 259V258H187ZM192 259V258H191ZM10 260V259H9ZM17 260H19V259H17ZM21 260V259H20ZM28 260V259H27ZM45 260V259H44ZM49 260V259H48ZM62 260V259H61ZM74 260H72L73 261V263H74ZM79 260V261H80ZM91 260V259H90ZM96 260V259H95ZM104 260H106V259H104ZM116 259H114L113 261H115ZM146 260V259H145ZM30 261V260H29ZM53 261H54V259H53ZM59 261V260H58ZM68 261V260H67ZM84 261V260H83ZM82 261V262H83ZM102 261V260H101ZM109 261V260H108ZM112 261V259L110 260V262ZM112 261V262H113ZM123 261V260H122ZM134 261H139V259L137 260V258H136V260H134ZM146 261H148V260H146ZM156 261V260H155ZM50 262V261H49ZM55 262H57L56 260H55ZM88 262V261H87ZM92 262V261H91ZM97 262H98V259H97ZM100 262V261H99ZM103 262V261H102ZM109 262V263H110ZM118 262V261H117ZM127 262V261H126ZM141 262L142 261H140V264H141ZM158 262V261H157ZM170 262H171V260H170ZM169 262V263H170ZM200 262V261H199ZM198 262V263H199ZM16 263H18L17 261H16ZM20 263V262H19ZM24 263V262H23ZM22 263V264H23ZM27 263V262H26ZM31 263V262H30ZM53 263V262H52ZM71 263V262H70ZM72 263V264H73ZM78 263H80V262H78ZM101 263V262H100ZM99 263V264H100ZM116 262H114L113 264H115ZM121 263V262H120ZM132 263H133V260H132ZM131 263V264H132ZM135 263V262H134ZM149 263V262H148ZM159 263V262H158ZM157 263V264H158ZM168 263V262H167ZM188 263V262H187ZM10 264V263H9ZM15 264V263H14ZM25 264V263H24ZM32 264V263H31ZM43 264V263H42ZM64 264H66V263H64ZM85 264V263H84ZM89 264V263H88ZM96 264H98V263H96ZM103 264H106V263H103ZM112 264V263H111ZM118 264V263H117ZM144 264V263H143ZM146 264V263H145ZM151 264V263H150Z\"/></svg>",
	"mask_w": 264,
	"mask_h": 264
},
{
	"label": "water",
	"instance_id": "3",
	"mask_svg": "<svg viewBox=\"0 0 264 264\" xmlns=\"http://www.w3.org/2000/svg\"><path fill=\"white\" fill-rule=\"evenodd\" d=\"M14 2L15 0H0V128L10 127L18 133L23 130H32L39 135L46 134L56 137L61 143L66 144L68 155L70 156L72 149L78 150L103 179L115 185L114 187L118 192H120L119 186L125 185V191L129 192L135 198L134 201L139 204L136 205L131 198V200L127 199L124 193L120 192V194L161 234L146 202L124 180L123 176L120 175L121 173L117 174L118 171L113 169L102 156L103 151L118 149L117 147L92 145L89 140L72 127V110L68 111L67 120L63 121L54 110L47 111L41 109L37 106L38 101L28 99L27 90L4 88L3 69L5 53L1 48V40H9L13 35L12 32H8L4 24L6 16L11 11Z\"/></svg>",
	"mask_w": 264,
	"mask_h": 264
}]
</instances>
